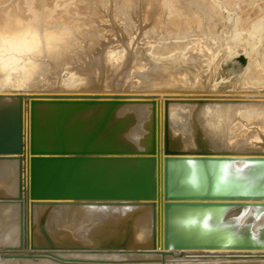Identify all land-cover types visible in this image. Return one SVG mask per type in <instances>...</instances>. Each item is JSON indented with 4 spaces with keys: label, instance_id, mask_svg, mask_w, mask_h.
<instances>
[{
    "label": "rangeland",
    "instance_id": "rangeland-1",
    "mask_svg": "<svg viewBox=\"0 0 264 264\" xmlns=\"http://www.w3.org/2000/svg\"><path fill=\"white\" fill-rule=\"evenodd\" d=\"M9 2L8 0H0V2H1V4L3 5V4H9V3H16L17 1L16 0H10V2L9 3H7V2ZM59 2V0H55V1H51L52 3V5H53V3H54V8H57L59 11H62V8H63V5L65 4V2H66V4H68L70 7H68L67 8V6L68 5H66L65 4V6H64V10L62 11V13H65V12H67L66 10L67 9H69V10H71V9H73L71 12L73 13V11L75 12V11H77V13H73V14H71L73 17H75V15H77V16H79V14L81 13L82 15V17H83V15H85V14H87L88 15V13H90L89 12V10H91V14H89L88 16L89 17H91V15H92V13H96L99 9H101V10H99L98 12H97V14H93V16L91 17V19H89L90 21L91 20H93V21H96V23L95 22H93V21H91V22H93V24L92 23H90V27H86L84 24H83V19L84 18H86L87 16L85 15L84 16V18H80V17H78V19H77V17H75V19H77V21L76 22H78L79 20L81 21V20H83V21H81L82 23H80V24H83L82 26L80 25V26H78L77 27V29H76V27H75V29H76V31H77V33H79V36H78V34H77V37L79 38V39H81V41H82V37L84 38V37H86L87 38V36L89 37V35L91 36V34H92V36L91 37H93L92 39H95L96 38V36H97V38L96 39H98L99 38V40H96V42L95 43H97V46H95V49H96V47H98V45L99 44H101V47L99 48H97L98 49V51L96 50V52H94L95 50H93L92 52L90 51V53L93 55L92 57H91V54L89 55V53L87 52V54L85 55V56H87L86 58L88 59L87 61H86V58H85V56H83V55H79V57H77L76 56V58H74V62L73 63H75L76 64V66H75V64H73V66H72V68H70L69 70H66V69H68V66L66 67V66H64V65H59V67H57V65H56V67L54 68L53 66L50 68V69H53V71H50V75L53 77V79H51L52 77H47V79L48 80H46L45 82L47 83V84H49L50 82L49 81H51V80H54V79H56V76L58 75H62V77H63V74H68L69 73V75H68V77H70V76H78V79H77V81L78 82H80V80H82L80 83V85H81V89L80 90H78L75 94H73V95H68V94H66L67 93V91L69 92V90L67 89V91H65L66 90V88H64L65 90H63L62 88H56V89H54V88H48L47 90L46 89H44L45 91L44 92H41V91H37L36 93H38V94H36L37 96H41V94L43 93V94H45V95H47V93H45V92H48V94L50 95V97L52 96L53 98H51V102H52V104H51V102H49L50 104H46V107L44 106V105H42L43 106V108H42V106H41V108H38V111H34L33 109H32V117H30V127H32V125H33V128H29V143H35V140H34V138H31V137H36V133L38 132V130H37V128H39V127H41V126H43L44 124H40L39 125V123H40V121H42V122H46L47 123V121H48V118L47 117H49V119H50V117L53 119V120H50V121H48V123L46 124L45 123V126L47 127V130H49V132H50V134H49V132H48V136L45 134V133H47L46 131L47 130H44L42 127H41V129H43L44 131H45V133L44 132H42V133H40L39 134V137H38V139L40 140V141H45V143H43V144H46V145H44L46 148H47V146L49 147V148H51V149H49V150H57V151H59L60 150V148H61V150H63V151H61L60 150V152H61V154L62 153H64V154H67V153H71V155H73V158L71 159V161L73 162V160H75V158H76V160L77 161H79V156H85L87 153V155H89V153H90V155H92L94 152V154H96L97 152H98V150H99V148H100V151L103 153V151H105V150H102L103 149V147L107 144V142L109 143V141L108 140H110L111 138H112V140H115L113 143L116 145V141H117V146H118V140H116V137H114V135L115 134H118L117 132L119 131V133H121L120 132V130L121 131H123L122 129L124 128V131L126 132V131H129V130H131V127L133 128L134 127V125H135V127H138V125L140 124V122H141V124L143 125H141V127L145 130L146 128V131H144L143 132V130H141L142 128L140 127V125H139V129H137V131H139V130H141V132L143 133V136H142V133L141 132H138L139 133V135H140V137H139V135H137L138 137H137V139H136V141L135 142H137V144L139 143V145H141L142 143L141 142H143L144 144V147H145V153L146 154H149L148 155V159L146 158V160H145V157H146V154H144L143 152H144V148H143V145H141V146H136L137 144H135V146L132 144V142L130 143V142H126V141H123L124 143H126V145H127V143L129 144L130 143V146L129 145H124V146H126L125 147V149H124V146H123V142H121V144H122V146L119 144V148L120 147H122V149H124L125 151H129V152H127V153H125V151H123L122 153L123 154H128L127 156H129L130 157V155L132 156V157H130V160L128 161L127 159H129V158H127L126 160L128 161V162H130V161H132L133 162V164H134V166L135 167H137V168H139V169H137V168H133V169H135V170H133L132 168H131V170H133V171H135V173H133L132 175H129L130 176V178L131 179H133L132 177L134 176H136V178L139 180V184L141 185V183H142V179H143V185H141V187L142 186H144L145 185V183L144 182H148L149 183V185H151L152 183H154L155 184V176L157 175V174H159L160 175V173L162 174V172L164 171V173H163V177L164 176H166V178L164 177L163 179V182H165V183H163V184H165L163 187V189L165 190L166 188H168V190L169 191H172L171 193H174V192H176V193H184V192H187L188 190H189V193L192 191V194L194 193V194H202V192H204L203 194H218V195H223V196H231V195H236V194H238V189H240V190H243V188H244V191H245V193H246V186H248L249 187V184H250V186H251V184H253L254 182H251L252 180L251 179H253V177L251 178V177H249V169L248 168H251V175L250 176H252V169L253 168H256L257 170H255V169H253V172L254 171H256V173L257 174H259L260 172H261V174L263 175H261V174H259V175H257L256 177H254V179L253 180H255L256 178H258V182H260V181H262V179L261 178H263V180H264V174L262 173V171H260L261 170V168H264V158H262V157H264L263 156V154L262 153H264V152H262V151H264L262 148H264V145H260V146H262V148L259 146V145H257V144H260V143H263L264 144V140L262 139V135L261 136H257L256 134V132L255 131H257V130H254L253 128H255L256 127V125H253L252 126V124H249L248 122V119H246L245 121H243V120H240V122H241V125L242 126H240V127H238L237 126V128L238 129H236L235 130V132H238V135H239V133H240V135H241V137L240 136H238L237 135V133L236 134H234L235 135V137L236 138H238L237 140H241V138L243 139L244 138V136L246 135V133H244V131L245 130H250L249 132H253V130H254V133H256V134H254V135H256L257 137H259V138H261V140H263V141H261L260 143L259 142H257V143H249V146L248 145H245V144H247L249 141H247V143H245L243 146L244 147H242L241 148V146H233V147H235L234 149H236L237 147L239 148H237L236 149V151H238V150H240L241 152H242V149L243 150H248L247 148H245V146L246 147H253L254 146V148L255 149H253L252 150V148H250L251 150H250V152H253L252 153V155H255V156H257V155H259V157H254V156H251V155H246V154H244L245 153V151L243 152V153H241V152H239V154H244L245 155V158L242 156V155H240V156H242V157H239V158H237V159H235V157L237 156V154H236V152H232V150L233 151H235L234 149H231L230 147L231 146H227L226 145V147H224L223 145H225L224 143H226V140H224V139H226L225 137H226V135H224L225 134V132H226V128H227V126L225 125L224 127L223 126H221L220 124L221 123H223L224 122V117H223V114H222V116H221V113L223 112V110H220V109H224V108H229L228 106L229 105H231L232 104V107L230 108V110L229 111H231L232 113H235L234 114V116L235 115H237L239 112H240V114H243V113H241L242 111H240L239 110V108L241 109V110H243V111H245L246 110V108H248L249 106H247L248 105V102H247V100L245 101V99L246 98H244V101L242 100V98H243V96L241 95V96H239L238 95V91H239V86H241V85H238L239 84V82L242 84V83H244L243 84V86H241L240 88H241V90H242V88L243 87H245L246 86V84L248 85V83L250 84V82L247 80L246 81V83L244 82L245 81V79H246V74H247V72L252 68V66H250V65H253V63L251 62V61H253L254 62V55H255V53H257V50H260L261 48H262V44H263V40H264V38L262 37V36H260L261 34H259V32H260V30H258V31H256V32H254L255 30H254V28H252L251 27V21L253 20V17H252V15H250L251 13H244V12H242L243 10H241V6H240V4H239V6H238V4H236L237 2L235 1V3H234V1L232 0V1H229V0H221V1H223V2H221V1H218V3L220 4L219 5V7L218 8H216V10L218 9V11L217 12H220V13H217V18H218V16L219 15H221L218 19H219V21L217 20V18H216V33H212V34H210V32H209V34H206L205 36L203 35V30H204V28H207L208 26H206L207 25V23L211 20V16H210V14H208L207 15V19L205 20V22L202 20V18H201V15H199L198 16V14H200L201 12L199 11V13H197L198 12V10H199V7H200V10H201V6H199L200 4H199V0H177V1H179V2H175V1H173V0H163L164 1V4H163V1L162 2H160V0L158 1V0H156V2L154 1V0H152V1H154L152 4H156V5H159V8H158V6H154V5H152L151 4V2H148V3H146V1L144 2V4H143V8H146V9H144L143 10V12H140L139 11V13H138V15L136 16V14L137 13H135V15L133 14H131L132 13V10H133V8H134V6L133 5H135V7H136V5H138V4H135L136 3V1H137V3H140L139 2V0H128V1H126V0H95L96 1V3L98 4V5H100L101 3H102V5H100L101 6V8H99V9H96L97 7H98V5L97 4H95V2H93L92 3V1L93 0H82V3H84V5L82 6V3L81 2H79V3H81L80 5L77 3L79 0H72V2L71 3H69V1H71V0H60V3H58ZM65 1V2H64ZM81 1V0H80ZM83 1H85V2H83ZM91 1V2H90ZM101 1V2H100ZM108 1V2H107ZM119 1V2H118ZM127 3H126V2ZM133 1H135V3L133 2ZM141 1V0H140ZM170 1V2H169ZM215 1V4L217 3L216 1L217 0H214ZM5 2V3H4ZM55 2H57V6H56V4H55ZM68 2V3H67ZM90 2V3H89ZM98 2H100V3H98ZM118 2V3H117ZM173 2V3H172ZM185 2V3H184ZM228 2H230L231 4H229ZM86 3V4H85ZM124 3H126L125 5H124ZM133 3V4H132ZM159 3H161V4H159ZM198 5V7H197V5ZM214 3V2H213ZM218 3H217V5H218ZM224 3L227 5V7H226V5H224ZM1 4H0V6H1ZM78 4V5H77ZM90 4V5H89ZM93 6H95L94 7V9H93V7H92V5ZM104 4V5H103ZM128 4V5H127ZM130 4V5H129ZM162 4L163 5H167L168 6V8L169 9H167V7H166V10L162 7ZM171 4V5H170ZM178 4V5H177ZM228 4H229V6H228ZM235 4H236V6H235ZM59 5H60V8H59ZM71 5H74V6H71ZM88 5H89V7L91 8V9H88L89 7H88ZM97 5V6H96ZM116 5V6H115ZM120 7H119V6ZM146 5V6H145ZM173 5L175 6V5H177L178 6V8L176 9V7H174L175 8V11H173L174 10V8H170V7H173ZM191 5V6H190ZM193 5H195V7L196 8H198V9H193V11H195V10H197V11H195L194 13H193V11H192V9L190 8V7H194ZM234 6V8H231L232 6ZM79 6H80V8H79ZM99 6V7H100ZM106 6V7H105ZM111 6V7H110ZM123 6V7H122ZM128 6V7H127ZM148 6H149V9H148V11H147V8H148ZM170 6V7H169ZM188 6V8L191 10V13L192 14H195V13H197V16L198 17H196L195 15V17L193 16V18L195 19V21H196V19H197V21L194 23L195 25H192L191 23H192V21H191V19H193V18H191L190 19V17H192L191 15V13L189 12V11H187V14L189 13V15H187L189 18H187L186 16H183V15H181L180 13H182L183 11L182 10H184L185 9V7H187ZM86 7H87V9H86ZM104 7V8H103ZM110 7V8H109ZM154 7L156 8V9H158L157 11H156V9L155 10H153L154 9ZM194 7V8H195ZM66 8V9H65ZM75 8V9H74ZM108 8V9H107ZM112 8V9H111ZM122 8H125L124 10L122 9ZM142 8V9H143ZM163 8V9H162ZM179 8H181V9H179ZM79 11H78V10ZM84 9H85V11H84ZM103 9V10H102ZM127 9L129 10V11H127ZM161 9H162V11H161ZM170 9H171V11H170ZM179 9V10H178ZM230 9V10H229ZM237 9H239V10H237ZM87 10V11H86ZM92 10H93V12H92ZM94 10H96V12L94 11ZM119 10V11H118ZM165 10V11H164ZM176 10H177V12H176ZM181 10V11H180ZM185 10H187V8L185 9ZM184 10V11H185ZM65 11V12H64ZM82 11V12H81ZM101 11H103V12H101ZM118 11V12H117ZM146 11H147V14H146ZM157 12V15H156V13H153L152 14V12ZM159 11V12H158ZM173 11V12H172ZM79 12V13H78ZM122 12V13H121ZM124 12V13H123ZM102 13V14H101ZM144 13V14H143ZM162 13V14H161ZM169 15H168V14ZM184 13V12H183ZM244 13V17L245 18H242V14ZM264 12H262L261 14H260V19L261 20H264V14H263ZM106 15V17H108V20L105 18V20L103 19V17H104V15ZM118 14V15H117ZM141 14H143V15H141ZM155 14V16H153ZM167 15V17L166 18H164V17H162V16H164V15ZM177 14H179V15H177ZM185 14H186V12H185ZM219 14V15H218ZM237 14V15H236ZM246 14H249L248 15V17H249V21H245L248 17H247V15ZM113 15V16H112ZM180 19V21L182 20V21H185V22H182L183 23V25L181 26H174V28H173V25H170L171 24V22H169L170 20L168 19V18H171V17H176V16ZM121 16V17H120ZM135 16V17H134ZM140 16V17H139ZM142 16V17H141ZM182 16V19L180 18ZM205 15H203L202 17H204ZM241 16V17H240ZM98 17V18H97ZM100 17V18H99ZM152 17V18H151ZM199 17H200V21H202L203 23H201L200 24V22H199V24H198V26H196L197 25V23H198V20H199ZM88 18V17H87ZM136 20H134V19ZM156 18V19H155ZM163 18V19H162ZM186 20H185V19ZM205 18H206V16H205ZM241 18H242V20H241ZM101 19V20H100ZM124 19V20H123ZM152 19H153V21H152ZM189 21H188V20ZM99 20V21H98ZM134 20V21H133ZM139 20V21H138ZM149 22H148V21ZM151 20V21H150ZM165 20H166V22H165ZM168 20V21H167ZM138 21V22H137ZM143 21V22H142ZM146 21V22H145ZM155 21V22H154ZM161 21H162V23H161ZM191 21V23H189ZM206 21H208L207 23H206ZM220 21H222V22H220ZM67 22V26H69L70 24H73L72 22H70V21H66ZM75 22V23H76ZM103 22V23H102ZM134 22V23H133ZM146 24H148V23H150V25H152L151 27H150V25L148 26V25H146ZM151 22H153V23H151ZM159 22V23H158ZM164 22V23H163ZM170 24H169V23ZM264 22V21H263ZM74 23V24H75ZM108 24L109 23V26H104L105 24ZM111 23V24H110ZM125 23V24H124ZM158 23V24H157ZM187 23V24H186ZM224 23V24H223ZM120 24V25H119ZM129 24H132V26L134 27V31L136 32V35L134 36V37H128L129 36V33H128V31H127V28H126V26L127 25H129ZM136 24V25H135ZM141 26H140V25ZM144 24L147 26V28H144V30H143V27H146V26H144ZM155 24H157V25H159L158 27H157V25H155ZM167 24H169V25H167ZM190 24H191V28H190ZM244 24V25H243ZM111 25V26H110ZM139 25V26H138ZM143 25V26H142ZM200 25V26H199ZM89 26V25H88ZM92 26H93V28H94V26H95V28L97 29V34H95L96 33V29H95V31H94V33H92L93 31H91V30H94L93 28H92ZM101 26H102V28H101ZM103 26H104V28H103ZM119 26V27H118ZM122 26H123V28H122ZM155 26H156V28H155ZM161 26H163V28H168V30H165V29H161ZM168 26V27H167ZM192 26H196V27H192ZM206 26V27H205ZM248 26V27H247ZM100 28V29H98V28ZM118 27V28H117ZM139 29H138V28ZM171 27V28H170ZM178 27H180L179 29H178ZM142 28V29H141ZM161 30V32H160V30ZM174 29V31H173V29ZM185 28V29H184ZM248 28V29H247ZM263 28V27H262ZM261 28V29H262ZM138 29V30H137ZM149 29V30H148ZM155 29H157V30H155ZM170 29V30H169ZM81 30V31H80ZM99 30V31H98ZM107 30H108V32L110 31H112L110 34L107 32ZM119 30V31H118ZM163 30V31H162ZM164 30H165V32H164ZM176 30V31H175ZM181 30V31H180ZM252 30H254L253 32H250V31ZM264 30V29H263ZM263 30H261V32L260 33H263ZM83 31V33H84V35L83 34H80L81 32ZM85 31V32H84ZM88 31V33H90V34H85L86 32ZM100 31H101V35H100ZM104 31H106L107 32V34H105V32ZM142 31H147V32H142ZM156 31V32H155ZM159 31V32H158ZM177 31H178V33H177ZM142 32V33H141ZM155 32V36L154 37H152V33H154ZM248 32V33H247ZM103 33V34H102ZM120 33V34H119ZM126 35H125V34ZM143 33H145L144 34V36H142L143 35ZM161 33V34H160ZM251 34V35H253V36H255V37H258V39H259V42H256L255 44H254V46H253V48H252V50H248L247 51V48L246 47H243L242 46V42H243V40H244V37H245V35L246 34ZM253 33V34H252ZM192 34H194V35H192ZM80 35H82V37L80 38ZM104 37H103V36ZM115 35H116V37H118V39H116V37H115ZM180 35H185V36H187V37H184V38H172V39H166L167 37H170V36H180ZM234 35H239V37L237 38V37H235ZM102 36V37H101ZM190 36V37H189ZM202 36V37H201ZM216 36H219V37H217V38H215ZM221 36V37H220ZM234 38H233V37ZM103 38L102 40H101V38ZM113 37H114V39H113ZM124 37V38H123ZM199 37V38H198ZM209 37V38H208ZM260 37V38H259ZM86 38H84V39H86ZM106 39V41H105V44L107 45H105L104 44V40ZM186 38V39H185ZM198 38V40H196V39ZM207 38V39H206ZM214 38H215V40H214ZM221 38L223 39V40H221ZM92 39H90V42L89 43H92V41H94V40H92ZM112 39V40H111ZM116 39V40H115ZM201 39V40H200ZM202 39H204V40H202ZM233 39V40H232ZM108 40V41H107ZM168 40H181V41H185V40H187V41H190V42H192V44L189 46V48L185 51V52H187V53H184V55H182L181 57H182V59L180 60V62L181 63H183V62H185V61H190V65L188 64V66H185L184 68L182 67L183 65H181V67H182V69H185V71L183 72V73H185L186 72V74L188 73V75H190V76H188V77H190L189 78V81L191 82H183V83H185V84H181L180 85V83L179 84H177L176 83V85L175 84H171L172 86H173V88L174 89H176V90H178V89H181L182 90V88H181V86L183 87L184 85L186 86L187 85V83H189L188 85H189V87L188 86H186V88L188 87V88H190V90H191V95H189L190 96V98H189V100H187V103L189 104V102L190 101H192V102H190V104H189V108L187 107V110H186V108L184 109V110H186V111H184V113H182V114H184L183 115V117L181 118V117H179V119L177 118L176 120L179 122V123H181V124H177V121L174 119V118H176V117H178V116H180V115H178V114H176V115H178V116H174V120L173 121H176L175 123L177 124H173L172 123V125L173 126H170L171 125V121L169 122V126H168V124H166V122H168V120L166 121V119H163L162 118V120L160 121V119L159 120H157L156 119V116H154L155 114H156V106H155V104H154V108H153V106H150L149 105V107H148V109H147V111H146V116H141V117H145V118H141L140 116H138V118L136 117L138 114L136 113L135 115H134V113L133 112H135V111H132L131 112V109H130V111L128 110V112H125V113H123V112H120V108H121V106L123 105V104H126L127 105V102H129V99H127V102L125 101V99L126 98H128L129 96L131 97L132 96V94L130 93V92H132L133 94L135 93V92H137L138 91V89L137 90H135L134 91V89H136V88H138L137 86H136V88H134L135 86L132 84V82H130V80L128 81V79H130L129 78V76H128V79L126 80L125 78H127L126 76H125V74H127L126 72L125 73H123L122 71H123V69H125V67L123 68V65L125 64V62H126V58H127V56H132V57H134L135 59H137L138 58V60H136V62L134 63L133 61H135V59L133 60L132 59V57L130 58V57H128V59L130 58L131 60H128L129 62L130 61H132L133 62V65L134 64H137V65H135V66H137V67H139V64H138V62L139 63H142L143 62V60L141 59V57L139 58L138 57V55L142 52V54H140V55H144L143 57H144V59L146 60V62H148V64H149V61H151V62H153V65H155L156 63L157 64H159V65H166V68H167V71L169 72L168 74H170V71H172V70H174V67H172L171 66V64L169 65V63L167 64V63H165V62H163V61H165L166 59H169L170 57H172V55H170V56H166V55H159V54H157V52H156V49H157V47L159 46V45H162L163 44V42H166V41H168ZM206 40V41H205ZM224 40H225V42H224ZM231 40V41H230ZM103 43H102V42ZM115 41H116V43H115ZM160 41V44L158 43ZM162 41V42H161ZM198 41V42H197ZM202 41V42H201ZM222 41V42H221ZM235 41V42H234ZM111 42V43H110ZM119 42V43H118ZM121 42V43H120ZM124 42V43H123ZM125 42H127V44H125ZM142 42V43H141ZM144 42V43H143ZM233 42V43H232ZM238 44H240V45H237V43ZM138 43V44H137ZM200 43H206V47L204 46V44L202 45V44H200ZM236 43V44H235ZM141 44V45H140ZM219 44V45H218ZM96 45V44H95ZM105 45V46H104ZM116 47H115V46ZM118 45V46H117ZM123 45V46H122ZM226 45V46H225ZM233 45V46H232ZM235 45V46H234ZM100 46V45H99ZM102 46H104V47H102ZM111 46V47H110ZM125 46V47H124ZM223 46V47H222ZM209 47V48H208ZM227 47V48H226ZM240 47L242 48H244V50H242V49H240ZM102 48V49H101ZM117 48V49H116ZM120 48H121V50H120ZM197 48V49H196ZM234 48V49H233ZM104 49V50H103ZM114 50V51H116L118 54H119V56H120V58H121V60H122V62H120V64H118V65H116V66H112L111 64H109L108 62H102V59H100V57H101V54L102 53H104V52H106V51H109V50ZM100 50H102L101 52H100ZM120 50V51H119ZM129 50V51H128ZM190 50V51H189ZM192 50V51H191ZM232 50V51H231ZM234 50V51H233ZM119 51V52H118ZM137 52H138V54H137ZM140 52V53H139ZM194 52V53H193ZM255 52V53H254ZM136 53V54H135ZM96 54H97V56H96ZM133 54V55H132ZM157 54V55H156ZM188 54H190V55H188ZM90 57H89V56ZM136 55H137V57H136ZM188 55V56H187ZM183 56H185V57H183ZM80 57H82V59L80 58ZM84 57V58H83ZM124 57H125V60H124ZM253 57V59H251ZM90 58V59H89ZM93 58H95L94 59V61H93ZM123 58V59H122ZM76 59L79 61L78 62V64H77V62H76ZM84 59H85V62H86V64H85V62H84ZM142 61H141V60ZM203 59V60H202ZM81 60V61H80ZM95 60H96V62H95ZM141 62H140V61ZM144 60V61H145ZM153 60V61H152ZM124 61V62H123ZM95 62V63H94ZM132 62H130V63H132ZM145 62V63H146ZM150 62V63H151ZM193 62V63H192ZM130 63H128V65L130 66ZM83 64V65H82ZM152 64V63H151ZM191 64H192V66H191ZM198 64H199V66H198ZM86 65V66H85ZM127 65V66H128ZM133 65H131V67L133 66ZM150 65V64H149ZM177 65H180V63H178ZM202 65V66H201ZM209 65V66H208ZM66 67V69L64 68V67ZM135 66H133L132 68H137V67H135ZM148 66V65H147ZM151 66V65H150ZM150 66H149V68H150ZM174 66H176V64H174ZM204 66V67H203ZM206 66V67H205ZM207 66L209 67V68H207ZM60 67L63 69H60ZM86 68V69H84V68ZM130 67V68H131ZM172 67V68H171ZM187 67V68H186ZM95 68V69H94ZM131 68V69H132ZM148 68V69H149ZM176 68V67H175ZM204 68V69H203ZM58 69H60V70H58ZM134 69H132V70H134ZM144 69H147V67L146 68H144ZM178 69V68H177ZM176 69V70H177ZM181 68H179V70H177L176 71V74L177 73H179L181 70H180ZM200 69V70H199ZM96 70V71H95ZM190 72H189V71ZM211 70V71H210ZM63 71V72H62ZM67 73H66V72ZM78 71H80V72H78ZM85 71V72H84ZM128 71V70H127ZM166 71V72H167ZM179 71V72H178ZM188 71V72H187ZM56 72V73H55ZM59 72V73H58ZM84 72V73H83ZM130 72H131V70H130ZM195 72V73H194ZM58 73V74H57ZM121 73H123V75L125 76V78H124V76L123 75H121ZM183 73L181 74V73H179V75H183ZM201 73V74H200ZM87 76H86V75ZM129 74V73H128ZM117 75V77H115ZM123 76V77H120V76ZM130 75V74H129ZM65 76V75H64ZM67 76V75H66ZM65 76V77H66ZM120 78H119V77ZM68 77H66V78H68ZM179 77H181V76H179ZM187 77V78H188ZM122 78H124V80H120V79H122ZM181 78H185L184 77V75H183V77H181ZM178 79H180V78H178ZM191 79V80H190ZM198 79V80H197ZM242 79V80H241ZM249 80H252V79H249ZM254 80V79H253ZM118 81V82H117ZM119 81H121V83H119ZM184 81V80H183ZM197 81V82H196ZM256 81H258V80H254V81H252V82H256ZM128 82H130V84L128 83ZM252 82H251V86L253 85L252 84ZM85 83V84H84ZM86 83H87V85H86ZM119 84V86L117 85V84ZM258 83L259 82H257V84L256 83H254V86H255V88H257V89H255L254 88V86H252V88H254L253 89V91H252V88L250 87V86H248V87H246V88H243V89H245V90H248V92L249 93H252V94H258V92L260 93L261 91H264V88H263V86H262V88H261V90L260 91H258V88H259V86H258ZM92 84H93V86H92ZM162 83H157V86H163V85H165L164 83L161 85ZM197 84H199L200 86H198ZM116 86V88H115V86ZM121 85V86H120ZM156 85V84H155ZM153 86V88L149 91V93L151 94V95H154L155 94V92H156V89L159 91V92H161V91H163V90H161V89H163V88H161V87H158V88H156L157 86ZM238 85V86H237ZM259 85H260V83H259ZM132 86H133V88H132ZM176 88H175V87ZM206 86V87H205ZM84 87V88H83ZM198 87V88H197ZM201 89H200V88ZM93 88V89H92ZM118 88V89H117ZM178 88V89H177ZM204 88V89H203ZM249 88V89H248ZM20 88H11L10 90H16V91H18ZM86 89V90H85ZM97 89H98V91L101 93V94H104V100L103 101H101V104L99 105V99L101 98V96H96L97 95V93H96V91H97ZM116 89V90H115ZM121 89V90H120ZM132 89H133V91H132ZM195 89V90H194ZM217 89H219V90H217ZM228 89V90H227ZM238 89V90H237ZM263 89V90H262ZM57 90V91H56ZM62 90V91H61ZM176 90H174V91H176ZM181 90H178V91H181ZM252 91V92H250V91ZM19 91H21V89L19 90ZM18 91V92H19ZM60 91V92H59ZM82 91V92H81ZM208 91H209V93H208ZM219 91V92H218ZM237 91V92H236ZM257 91V92H256ZM158 92V95L160 94ZM203 92V93H202ZM254 92V93H253ZM63 93V94H62ZM119 93H120V95H119ZM128 93H130V94H128ZM198 93H200V94H197ZM218 93H221V95L219 96L218 95ZM96 94V95H95ZM214 94H215V96L217 95L218 97H221V96H224L225 98V101L227 102V101H229V102H227V103H229V104H225V103H222V99H220L221 101H219V98H217V96L215 97L214 96ZM238 96H237V95ZM122 95V96H121ZM156 95V94H155ZM199 96V97H197V96ZM211 95H212V98H211ZM58 96H60V97H58ZM126 96H128V97H125ZM192 96V97H191ZM194 96V97H193ZM209 96H210V98L211 99H209ZM213 96L215 97V98H213ZM235 96V97H234ZM2 96H0V100H2V98H1ZM17 97V96H16ZM45 97V96H44ZM111 97H113V99H110ZM121 98V103H120V101L118 100V102L119 103H117V104H119V105H117L116 103H113L112 104V101L114 100V98H118V99H120ZM125 99H124V98ZM195 97H197V98H195ZM208 97V98H207ZM228 97V98H227ZM236 97L238 98V100L236 99ZM239 97H241L240 99H239ZM108 98V99H107ZM192 98V99H191ZM11 99H12V97H11ZM29 99V98H28ZM27 99V100H28ZM53 99V100H52ZM57 99L58 100V103L57 102H54L55 100ZM131 99V98H130ZM218 99V100H217ZM13 100V99H12ZM11 100V101H12ZM243 101V103L245 104V107L243 106L244 104L243 103H241V102H238V101ZM11 101H7L8 103H10ZM15 103H17V104H15L14 103V100L12 101V103H14L15 105H19V106H15V105H13V106H15V108L17 107H19L18 109H21V101H19V99H15ZM18 101H19V104H18ZM106 101H108V103H106ZM124 101H125V103H124ZM219 101V103H222V105L224 104V105H226V107L223 105V107H222V105L221 106H219V103H217ZM232 103H231V102ZM224 102V101H223ZM247 102V103H246ZM12 103H11V106H12ZM67 103V104H66ZM187 103H186V105H187ZM192 103V104H191ZM213 103V104H212ZM231 103V104H230ZM236 103V104H235ZM241 103V104H240ZM106 105V108H105V106H103V105ZM115 104V105H114ZM233 104L235 105V106H233ZM237 104H240V106L239 105H237ZM101 105L104 107V109H102L101 110ZM111 105H114V107H117V108H119V113L118 114H115V113H112V111H111V109L113 110V112H117V110H116V108H114L113 106H111ZM7 106H9L10 107V105L8 104ZM32 106H34V104H33V102H32V100L31 99H29L28 101H27V103H26V105L24 106V109L26 108H28V111H29V108H32ZM94 107V106H96L97 108L96 109H98V110H95V109H92V107ZM112 107L111 109H110V107ZM119 106V107H118ZM124 106V105H123ZM188 106V105H187ZM219 106V107H218ZM85 107H87V109H88V111H91V114H92V116H91V114L90 113H88L87 114V109H85ZM89 107V108H88ZM91 107V108H90ZM101 107V108H100ZM108 107H109V109H110V111H111V114H113L112 116H111V114L108 112L109 110H108ZM152 107V108H151ZM184 107H186V106H184ZM233 107H235V108H233ZM237 107V108H236ZM251 107V106H250ZM250 107H249V109H250ZM11 109L13 108V107H10ZM48 108V109H47ZM123 108V107H122ZM245 108V109H244ZM252 108V107H251ZM83 109V110H82ZM90 109H92V110H90ZM150 109H152V111L150 110ZM154 109V110H153ZM210 109H211V111H210ZM232 109H236L235 110V112L232 110ZM249 109H247L246 110V112L249 110ZM10 110V109H9ZM41 110V111H40ZM49 110V111H48ZM85 110V112L83 113V111ZM114 110H116V111H114ZM133 110V109H132ZM250 110H252V109H250ZM0 111H2V112H4L1 108H0ZM18 111V110H17ZM17 111H15L17 114H18V116H19V118H20V116H21V110H19L18 112ZM49 112V113H47V112ZM52 111V112H51ZM93 111H94V113H97L96 115V117L98 118L99 116V113H101L103 116L101 117V114H100V117L102 118V122H105V120L103 119V118H107L106 117V115H110V117H108L106 120L109 122H107L106 121V123L108 124H106V123H104V125H103V123L99 120V122H100V124L101 125H103V126H101L100 124H99V122L97 121L98 119L95 117V115L93 114ZM95 111H97V112H95ZM108 113H107V112ZM127 111V110H126ZM149 111V112H148ZM155 113H154V112ZM222 111V112H221ZM239 111V112H238ZM2 112H0V125H3L4 124V121H3V123H2V120H5V119H9V117H10V115H8L7 116V114L8 113H6V114H3ZM15 112H14V110H13V115L15 116V117H13V119L15 120V118H17V114L15 115ZM36 112V113H35ZM39 113V115L40 116H38V117H36L37 115H38V113ZM50 112H51V114H50ZM79 112V113H78ZM106 112V113H105ZM130 112V113H129ZM185 112H187V113H185ZM196 112V113H195ZM33 113H34V115H33ZM41 113V114H40ZM75 113H78V114H75ZM82 113V114H81ZM104 113H105V115H104ZM123 113V114H122ZM2 114V115H1ZM36 114V115H35ZM77 115L78 117H80V119L83 117V118H85V119H83L82 118V120H80V119H78V117L76 116V118H75V115ZM90 114V115H89ZM200 114L202 115V116H200ZM239 114V116H241ZM4 115V116H3ZM12 115V116H13ZM46 115H48V116H46ZM50 115V116H49ZM86 115L88 116V117H90L91 116V118L93 119V121L94 122H91V120H89V118L87 119L86 118ZM233 115V114H232ZM4 117L3 119H1V117ZM5 116H7V118H5ZM12 116L10 117L11 119H7L8 121H10V123H11V125L9 124V122L7 121L6 122V124L7 125H9L8 127L5 125V127L6 128H4V129H2L3 127H4V125L2 126V128H0L1 130V132H2V134H0V138L2 139V140H8V139H6V137L9 135L10 136V134H12L11 132H13V137L12 136H10L12 139L14 138H17L16 137V135H17V133H15L16 132V128H18L17 127V125H18V123H19V119H16L15 121H13V122H15L14 124L12 123ZM35 116V117H34ZM46 116V117H45ZM95 118H94V117ZM194 116V117H193ZM196 116L198 117V118H196ZM141 119H140V118ZM149 117V118H148ZM191 117H192V120H191ZM205 119H204V118ZM223 117V118H222ZM35 118V119H34ZM100 118V119H101ZM136 118V119H135ZM147 118V119H146ZM223 119V121H221L222 119ZM45 119V120H44ZM94 119H96V121L94 120ZM110 119V120H109ZM130 119H135L134 121H135V124H134V122H133V120L131 121ZM195 119H198L196 122H195ZM203 119V120H202ZM17 120H19V121H17ZM34 120V121H33ZM144 120V121H143ZM164 120V121H163ZM181 120H182V122H181ZM200 120V121H199ZM6 121V120H5ZM17 121V122H16ZM52 121H54L53 122V124L56 122V121H58L57 122V126H58V128L59 127H61V128H63V130L60 128V129H58L57 127H56V123L54 124L55 125V127H53V124H51L52 123ZM131 121V122H130ZM191 121H193V122H191ZM207 121V122H206ZM221 121V122H220ZM38 123V124H34V123ZM41 122V123H42ZM49 122H50V125H49ZM84 122V123H83ZM91 122V123H90ZM213 122V123H212ZM219 122V123H218ZM243 122H245V123H248V124H244ZM2 123V124H1ZM94 123H96L95 125H94ZM98 123V124H97ZM129 123V124H128ZM183 123V124H182ZM186 123V124H185ZM23 124L24 123H22V121H20V123H19V129L23 126ZM118 124V125H117ZM132 126H131V125ZM136 124H137V126H136ZM165 124V125H164ZM195 124V125H194ZM215 124H217V125H215ZM246 126H244V125ZM37 125H38V127H37ZM60 125V126H59ZM86 125V126H85ZM106 125V126H105ZM131 127H130V126ZM175 125V126H174ZM182 125V126H181ZM184 125H186V126H184ZM199 125V126H198ZM203 125V126H202ZM207 125V126H206ZM209 125V126H208ZM212 125V126H211ZM215 125V126H214ZM220 125V126H219ZM259 125V124H258ZM50 126V128L48 129V127ZM51 126H52V128H51ZM97 126H101V127H99L100 129H98L97 128ZM125 126L128 128H125ZM144 126H146V128L144 127ZM176 126H177V128H176ZM192 126V127H191ZM252 126V127H251ZM255 126V127H254ZM35 127V128H34ZM85 127V128H84ZM122 127V128H121ZM130 127V128H129ZM134 127V128H135ZM153 127V128H152ZM185 127V128H184ZM198 127H200V128H198ZM225 128V131L223 132L222 131V129L220 130V128ZM45 128V127H44ZM118 128H119V130H118ZM141 128V129H140ZM152 128V129H151ZM181 128V130H179ZM198 128V129H197ZM205 128V129H204ZM32 129V130H31ZM51 129H54V131H52ZM57 129H58V131H57ZM114 129H116L117 131H115ZM196 129V130H195ZM240 129H243V130H240ZM61 130L62 131H64L66 134L65 135H67L66 137H65V139H67V140H69L70 139V141H71V139L72 140H74L75 142H76V144H74L75 142H72V144H74V145H70V147L72 148V149H70V147H69V145H67V143L64 145L63 143H59V145L60 144H62V145H60V147H59V145L57 146V144H58V139H59V136L61 135ZM116 132H114V131ZM202 130V131H201ZM239 130V131H238ZM32 131H33V133H32ZM124 131H123V133H124ZM190 131V132H189ZM242 131H243V133H242ZM0 132V133H1ZM112 132H114L113 133V136H111V134H112ZM151 132V133H150ZM169 132V133H168ZM189 132V133H188ZM201 132V133H200ZM211 132V133H210ZM222 132V133H221ZM234 132V133H235ZM252 132L251 133H249V134H252ZM257 132H259V131H257ZM63 133V132H62ZM162 133H163V135H162ZM203 133H204V135H203ZM15 134V135H14ZM64 134V133H63ZM62 134V135H63ZM227 134V133H226ZM243 134V135H242ZM50 135V136H49ZM64 135V136H65ZM184 135V136H183ZM214 135V136H213ZM238 137H237V136ZM15 136V137H14ZM116 136V135H115ZM145 136H148V137H145ZM159 136H161L160 138H159ZM166 136V137H165ZM170 136V137H169ZM225 136V137H224ZM243 136V137H242ZM255 136V137H256ZM61 137V136H60ZM69 137V138H68ZM111 137V138H110ZM169 137V138H168ZM190 137H193V138H190ZM223 138V142H222V138ZM245 137H248V133H247V135L245 136ZM9 138V137H8ZM10 138V139H11ZM31 138V139H30ZM108 138V139H107ZM110 138V139H109ZM115 138V139H114ZM143 138V139H142ZM183 138V139H182ZM186 138H188V139H186ZM240 138V139H239ZM263 138H264V136H263ZM9 139V141L8 142H4V143H2L1 142V145H0V154H2V153H8L7 151L8 150H15L17 147L15 146V144H13V149H8V150H6V152H3V150L5 149V148H7L8 146L10 147V145L12 144H10L9 145V143L10 142H12L13 140L11 139L10 140ZM145 139H147V140H145ZM190 139V140H189ZM204 141H203V140ZM250 139V138H249ZM17 140V139H16ZM33 140H34V142H33ZM66 140V141H67ZM112 140H110V143L109 144H111V145H113L114 147H115V145L114 144H112ZM162 140V141H161ZM220 140H221V142L223 143V145H221L220 146ZM1 141V140H0ZM32 141V142H31ZM93 141V142H92ZM139 141V142H138ZM141 141V142H140ZM183 141H184V143H183ZM189 141H191V142H189ZM203 141V143L205 144H201V142ZM16 142V141H15ZM78 142V143H77ZM164 142V143H163ZM169 142V143H168ZM200 144H199V143ZM13 143H14V141H13ZM92 143H94V144H92ZM189 143H191V144H189ZM221 143V144H222ZM86 144V145H85ZM88 144H90L89 146H88ZM92 144V145H91ZM165 144V145H164ZM179 144V145H178ZM190 146H189V145ZM227 144V143H226ZM252 144V145H251ZM255 144L257 145V147H255ZM35 145V144H34ZM64 145V146H63ZM68 146V148H67V146ZM82 145V146H81ZM97 147H96V146ZM98 145H100L101 147H99ZM103 145V146H102ZM131 145H132V147L134 146V150L132 149V147H131ZM182 145H185L184 146V148H183V146ZM204 145V146H203ZM241 145H242V143H241ZM251 145V146H250ZM29 148L30 149H32L33 148V145L32 144H29ZM62 146V147H61ZM66 146V148H64ZM85 146V148H83ZM87 146H88V148H87ZM94 146L96 147V148H94ZM113 146L111 147V149L109 148L110 146L109 145H106V147H104V148H107V151L109 150V152L110 151H112V152H110V153H116V154H118V153H120V151L122 150L121 148V150L120 151H118V148H117V146H116V148H117V150L115 151L114 150V148H113ZM181 146H182V148H181ZM198 146V147H197ZM199 146H201L200 148H199ZM8 147V148H9ZM82 147V148H81ZM91 147H93L94 149H92V151H94V152H92L90 149H91ZM130 147V148H129ZM136 147L138 148V149H141V150H138V151H141L140 153H142V155H140L139 154V152L137 151V149H136ZM141 147V148H140ZM187 147H188V149H187ZM204 147L206 148V150L204 149ZM224 147V148H223ZM227 147H229V149H227ZM87 148V149H86ZM102 148V149H101ZM113 148V149H112ZM115 148V149H116ZM129 148V149H128ZM48 149V148H47ZM66 149V151H67V149H68V151L67 152H65L64 150ZM80 149H84V151H82L81 150V152H80ZM98 149V150H97ZM132 149V150H131ZM136 149V150H135ZM159 149V150H158ZM225 149L228 151H225ZM260 150V151H258V150ZM130 150L131 151H133V152H131V154H130ZM206 152H205V151ZM208 150V151H207ZM257 150V151H256ZM89 151H91V152H89ZM115 151V152H114ZM117 151H118V153H117ZM135 151V152H134ZM136 151H137V154H139L140 155V159H139V155H137L136 157H133V155L134 154H136ZM143 151V152H142ZM182 151V152H181ZM184 151H186V152H188L187 153V155L188 156H190V158H191V156H193L192 158H193V161L195 162V161H198L199 162V164H198V162H195L194 163V165L192 166V168L193 167H195L193 170H192V168H187V171H183L184 173H182V170L181 169H179L178 170V172H177V166L175 165V163L177 162V160H175L177 157H176V155H178V153H180V155L182 156V153H186V152H184ZM222 151H225V152H227V154L228 155H224L223 153V155L222 154H220ZM229 151H231V153L232 154H236V155H233V159H232V156H231V154H229ZM55 151H50V153H49V155H52L51 157H52V164L54 165H56V166H54V168L49 172L50 174H47L48 172H46L45 174L46 175H49L48 176V178H47V176H45V174L43 175V176H45L44 177V182L43 181H38L39 182V185L38 186H40V187H42L43 186V184H45L43 187H42V191H41V195L39 194L40 192L38 191V190H41V188L40 187H38L37 188V184H38V182H36V180H40V178H38L37 179V177H36V175L32 172V171H30V174H28V175H26V176H24V178H25V180H29L28 181V188L27 189H25L24 188V185H23V182L22 181H20V180H22V177H21V161H23V159L26 157V156H24V154H22V155H19L18 156V162H19V172H18V181H17V193H16V195L15 194H12V195H14V196H10V195H7V196H9V197H4L3 199H5V200H12V202L13 201H17L18 203H19V207H20V209H19V212H18V214L17 215H14L13 217H11V219L9 218L8 220H6L4 217L5 216H2V212L0 213V218L1 217H3L2 219H0V249L2 250V249H4L5 251L7 250V248L9 247V248H11V250H10V252L8 251V253H6L5 251H1L0 250V257L2 258V260H7L8 259V261H10V262H8V261H6V263L8 262V264H23L22 263V257H21V253L24 255V256H26L27 255V257L29 256V255H33V254H35V253H33L32 252V250H35V249H41V250H50L51 251V249L54 251V249L55 250H76V252H79L80 254H85L86 252H88V253H93V252H98V251H109V250H113V251H116L117 249L118 250H122V251H126L128 248H130V249H128V250H133L134 249V247H132L131 245H130V247L129 246H126V243H125V241H124V233H125V230H123V231H120V233L122 234H117L116 236H115V230H114V228H115V226L114 227H112V228H109V226H107L106 228H105V230H107L106 231V233H103L104 235L103 236H101L102 234H98V233H100V231L99 230H97V228H93V230H92V226H91V222L94 220L93 218L89 221L90 223H89V225H88V220L86 221V223H84V226H83V224L82 225H80V224H78L79 222H77L78 220H81V218H80V216H81V214H77V213H75V214H73V215H75V216H72V214H71V212H73V211H70L72 208L71 207H68V205L69 204H67V206L66 205H63L64 207H63V209H64V211H65V209H66V207L67 208H69V209H66V212H67V210H69L67 213H63L64 211H63V209L61 208V212H62V214L64 215H62L61 214V212H58V214L57 215H61L60 217L59 216H55L54 215V218L52 219V217H53V215L52 216H50L51 215V211L50 210H52V212L53 213H55L54 212V210H57V209H55L54 207H56V206H58V204H60V203H63L64 202V197H62L61 195H64L65 197H67L69 200L71 199V200H73L75 203H79L80 204V202H81V204L82 203H84V202H86V204H88L89 205V208L91 209V207H90V204L88 203V202H95V203H97V202H99V201H103V199L104 200H106V198L105 197H101L102 195L104 196V194L106 193V189L107 188H105V190H103V189H101L103 192H105V193H102V191L101 192H99V193H101V196L99 197V195H97V192H96V195L98 196H96V195H92L93 193V191L94 190H96V189H94V190H92V187L94 188H97L98 187V189H99V186H100V188H101V186H102V184L100 185H98L97 183H96V185L94 184V183H92V186H90V183H88V181L90 182V179H92L91 181H95V179L96 178H93V177H95V174L94 175H92L91 177H90V175L91 174H93V173H90V175H89V172H88V174H87V176H89V178L87 177V178H85V175L83 176L84 178H85V182H84V186H85V190H87V189H89V187H91L90 188V190L92 191H90V190H88L87 192L88 193H84V190H83V180L82 179H80L81 177L79 176V178L77 177L76 178V176H73V175H75L74 174V172L73 171H70V173H69V175H67V171H68V168H69V166L71 165V163H70V165H66V162L68 161V160H65L64 161V165H66V166H64L63 164H59V161H58V158H59V153H54ZM86 154H85V153ZM101 152H99V153H97V156H99V157H101V156H103V155H106L108 152H104L105 154H102ZM159 152H161V156H160V154H159ZM176 152V153H175ZM178 152V153H177ZM191 153V155H190V153ZM215 154V155H213V153ZM224 152V153H225ZM255 152V153H254ZM258 152V154L256 155V153ZM11 153V152H10ZM18 153L19 154H21L22 153V151L20 152V151H18ZM81 153V154H80ZM156 153H158L159 154V156L158 155H156ZM174 153H175V156H174ZM259 153H261V154H259ZM85 154V155H84ZM152 154V155H151ZM183 154V155H184ZM76 155V156H75ZM154 155V156H153ZM164 157H163V156ZM201 155H202V157H201ZM206 155V156H205ZM219 155V156H218ZM222 157H221V156ZM260 155H262V156H260ZM93 156H95V155H93ZM97 156H95L96 158H97ZM142 156V157H141ZM145 156V157H144ZM154 158H153V157ZM158 156V157H157ZM170 156V157H169ZM181 156H178V157H180L181 158ZM230 157V159H229V157ZM235 156V157H234ZM95 157H94V159H95ZM138 157V159L137 160H142V162H145L144 163V165L142 164V162H140V164L142 165V167H145V169L143 168L142 169V167H141V165H140V167H139V161L137 162L136 161V159L135 158H137ZM151 157V158H150ZM157 157V162L155 161L156 158ZM161 157V158H160ZM162 157L164 158V160L166 161H162L163 159H162ZM166 157V158H165ZM183 157V156H182ZM206 157V158H205ZM227 157V158H226ZM238 157V156H237ZM8 158H9V156L8 157H6V156H4V160H2V162H4L5 160H8ZM134 159V161L133 160H131V159ZM143 158H144V160H143ZM158 158L160 159V160H158ZM168 158V159H167ZM216 158H218V159H216ZM241 158V159H240ZM244 158V159H243ZM260 158H262V159H260ZM167 159V160H166ZM217 161H216V160ZM223 159V160H222ZM235 159V160H234ZM168 160H169V162L170 163H168ZM172 160V161H171ZM192 160V159H191ZM202 160V161H201ZM207 160H209V161H207ZM215 160V161H214ZM222 160V161H221ZM235 163V164H237L236 162L238 161V164L237 165H239V160L241 161L242 160V162H240V166H238V168H237V165L235 166V165H233L232 163V161ZM237 160V161H236ZM147 161V162H146ZM148 161H150V162H148ZM151 161H152V163H155V164H153V166H151ZM175 161V162H174ZM211 161V162H210ZM219 161V162H218ZM224 161V163H222ZM201 162L203 163V165L201 166ZM216 162H218V163H216ZM244 162H246L245 164H244ZM68 163V162H67ZM135 163H137V164H135ZM147 163V164H146ZM149 163H151V164H149ZM157 163V164H156ZM160 163H162V164H165V165H159ZM172 163H174V164H172ZM193 163V162H192ZM208 163V164H207ZM89 164V163H88ZM167 164V165H166ZM169 164V165H168ZM212 164V166H213V168H212V166H209V165H211ZM242 164L244 165V166H246V168L244 167V166H242ZM30 165H32V164H30ZM90 168H94L95 167V165L94 164H92V163H90ZM156 165V166H155ZM174 165V166H173ZM229 165H230V167H232L231 169L229 168V169H227L228 167H229ZM232 165V166H231ZM149 166H150V169H149ZM157 166H161L160 168L161 169H163V171L161 170H159L158 168L159 167H157ZM166 166V167H165ZM170 166V167H169ZM199 166V169L197 168V167ZM208 166L210 167V168H208ZM228 166V167H227ZM235 166V168H237V169H235V168H233ZM44 167V166H43ZM203 167H206V169H213V170H210V171H213V172H210L209 170H206V169H202ZM240 167V168H239ZM42 168V167H41ZM141 168V169H140ZM156 168V169H155ZM243 168V169H242ZM259 168H260V170H259ZM64 169V170H63ZM152 169V170H151ZM158 169V170H157ZM232 169H235V170H232ZM247 169V170H246ZM128 170V169H127ZM129 170H130V167H129ZM128 170V171H129ZM130 170V172H133V171H131ZM139 172H138V171ZM156 170H157V172H156ZM176 170V171H175ZM188 170H190L189 171V173H187L188 172ZM192 170V171H191ZM196 170H197V172H196ZM223 170H224V172H223ZM231 170V171H230ZM263 170V169H262ZM95 171H97V170H95ZM100 171L101 170H99L98 172L100 173ZM128 171H126V173L128 172ZM137 171V172H136ZM144 171H145V173H144ZM154 173H153V172ZM158 171H159V173H158ZM168 173H167V172ZM194 171V172H193ZM206 171H207V173H206ZM229 171V172H228ZM259 173H258V172ZM101 172H106L107 173V171L105 170V171H101ZM122 172V173H121ZM119 174H120V176L121 175H124L123 174V170L121 171ZM150 172V173H149ZM177 172V174H176V176H175V178L173 177L174 175H175V173ZM179 172H181V174H185L184 176H186V178H183L182 177V175L181 174H179ZM191 172H193V174L191 173ZM234 172V173H233ZM239 172V173H238ZM264 172V171H263ZM73 173V174H72ZM96 173V172H95ZM105 173V174H106ZM148 173H149V175H148ZM194 173L197 175H194ZM212 173V174H211ZM214 173V174H213ZM216 173V174H215ZM233 173V174H232ZM247 173V174H246ZM255 172L253 173V176H254V174H256ZM98 174V173H97ZM101 174V173H100ZM99 174V175H100ZM128 174H130V173H128ZM137 174V175H136ZM147 174V175H146ZM155 174V175H154ZM165 174V175H164ZM172 176H171V175ZM181 175V177H178L179 178V180H183V181H180V182H182V183H180V182H178V179H176V177H177V175ZM187 174V175H186ZM193 175V177H195V178H192V180H191V176L190 175ZM207 175V177H206V175ZM226 174V175H225ZM231 174H232V176H231ZM240 174H242V175H244V176H242V175H240ZM33 175H34V177H33ZM99 175H97L96 177L97 178H100V177H102L103 176V174H101V176L100 177H98ZM159 175H157V176H159ZM178 175V176H179ZM188 175H189V177H188ZM215 175V176H214ZM218 175V177L216 178V176ZM222 175V176H221ZM226 176V178H225V176ZM237 175V176H236ZM247 175H248V178H246L247 177ZM43 176H41V179L43 178ZM72 176H73V178H72ZM119 176V177H120ZM132 176V177H131ZM141 176V177H140ZM148 177V178H145V177ZM149 176H150V178H149ZM157 176H156V178H157ZM169 176H171L170 177V179H168L169 178ZM215 178H214V177ZM228 176V177H227ZM231 176V177H230ZM238 176H242V177H238ZM260 178H259V177ZM20 177V178H19ZM32 177H33V179H32ZM82 177V178H83ZM122 177V176H121ZM126 177H127V175L125 174V180H123V178L124 177H122L121 179H122V181H120V187L121 188H123L122 186V184H124V183H122L121 184V182H124V181H126L125 182V184H124V186L127 188L126 190H128V185L129 186H133V187H138L139 188V184L137 183V181H136V178H135V181L134 180H132V181H134V182H136V183H134V182H132L131 180H129L130 178L129 177H127V179H126ZM144 177V178H143ZM198 177V179H196ZM235 177H237V179L235 178ZM64 178L66 179V180H64ZM71 178L73 179L72 180V183H74V184H72L71 186V188H70V184L68 183V182H70V180H71ZM75 178H76V180H75ZM154 180H153V179ZM171 178H173V179H171ZM205 178H207V181H208V179H209V181H211V182H207L206 183V185H204L205 184V182H206V179ZM220 178V179H219ZM221 178H222V180H221ZM229 178V179H228ZM233 178H234V180H233ZM240 178V179H239ZM243 178V179H242ZM250 178V179H249ZM1 179V178H0ZM46 179V180H45ZM62 179L64 180V182L62 183ZM78 179V180H77ZM89 179V180H88ZM120 179V178H119ZM147 179H149V181H147ZM174 179L176 180V181H174ZM244 179H246V180H244ZM247 179H249V180H247ZM81 180V182L82 183H80V182H78V181H80ZM86 180H87V184H86ZM146 180V181H145ZM152 180H153V182H152ZM168 180V181H167ZM173 182H172V181ZM187 180H189V181H187ZM199 182H198V181ZM203 180H205V182L203 181ZM232 180V181H231ZM240 180V181H239ZM257 180V179H256ZM255 180V186L254 187H257L258 189L259 188H261V187H263L264 188V181L262 182V184L261 183H257L258 184V186H257V184H256V181ZM260 180V181H259ZM47 181V182H46ZM74 181V182H73ZM129 181H131L132 183H134L133 185H130L131 184V182H129ZM166 181H167V183H166ZM195 181V182H194ZM218 181V182H217ZM226 181V182H225ZM231 181V182H230ZM234 181V182H233ZM243 181V182H242ZM21 182V183H20ZM42 182H43V184H42ZM46 182V183H45ZM78 182V183H77ZM119 182V181H118ZM128 182V183H127ZM152 182V183H151ZM168 182H172L173 184H172V186H171V183H170V187L168 186L169 185V183ZM174 182H178V183H180L181 185H185V187L183 188V186H181L180 185V188H178L179 187V184L177 185L176 184V186H175V184H174ZM186 182V183H185ZM188 182V183H187ZM194 182V183H193ZM224 182V183H223ZM233 182V183H232ZM237 182H239V184H237ZM240 182H242L243 183V186L241 187V185H242V183H240ZM246 182H248V185H247V183ZM41 183V184H40ZM71 183V182H70ZM80 183V185H78ZM105 184L107 183V182H104ZM103 183V184H104ZM112 183H114V182H111V183H109V184H111V185H113ZM115 183H117V182H115ZM114 183V185L113 186H111V188H110V186L108 187V183H107V185H105V186H107L108 188H110V189H108V190H110V191H108L107 190V192L108 193H112V189H114V188H116L115 186H116V184ZM130 183V184H129ZM227 183V184H226ZM231 183V184H230ZM236 185H235V184ZM34 184H36V186L34 185ZM126 184H128L127 186H126ZM136 184H137V186H136ZM154 184H152L153 185V188H150V187H152V186H147V184H146V186H144V190H145V193L146 192H149V189L151 190V191H153L154 189H155V185ZM190 184V185H189ZM192 184V185H191ZM193 184H195L194 185V187H192L193 186ZM224 186H223V185ZM233 184V185H232ZM261 184V185H260ZM76 187H80V186H82V188H81V190L80 189H78V188H75V186ZM78 185V186H77ZM94 185V186H93ZM167 185V186H166ZM218 185H219V187H218ZM222 185V186H221ZM238 185V186H237ZM259 185H260V187H259ZM36 188H35V187ZM59 186V187H58ZM74 186V187H73ZM89 186V187H88ZM104 186V185H103ZM102 186V187H103ZM117 186H119V183L117 184ZM189 186V187H188ZM228 188H227V187ZM34 187V188H33ZM112 187H114V188H112ZM148 187H149V189H148ZM174 187H176V189H174ZM206 187H208V188H206ZM216 187V188H215ZM227 189H225V188ZM252 187H253V185H252ZM253 187V188H254ZM66 188V189H65ZM68 188H70L69 189V194H66V192L68 191ZM72 188H75V189H72ZM118 188V187H117ZM121 188H119V189H121ZM131 188V187H130ZM129 188V189H130ZM170 188V189H169ZM173 188V189H172ZM187 188V189H186ZM195 188L197 189V190H195ZM206 188V190H204ZM215 188V189H214ZM233 188V189H232ZM242 188V189H241ZM253 188H249V189H252V191L254 190ZM257 188H255L256 190H258ZM263 188H261V190L263 191L262 193H260L259 192V190L257 191L258 192V194L259 195H261V194H264V189ZM23 189H24V191H23ZM37 189V190H36ZM98 189H97V191H98ZM119 189H116V193L114 192L115 191V189H114V191H113V193L112 194H117V196H118V193H117V191H120ZM137 189V188H136ZM134 189V191L135 192H142V194L140 193V194H135V192H132L131 191V189L130 190H128L129 191V195H130V197L131 198H129L130 199V201L132 200V202H127V201H129L128 200V198L127 197H125L127 194H125V192L123 193V192H121V191H125L124 190V188H123V190L121 189V194H120V192H119V195H122L121 197L119 196V198L122 200V198L124 197V198H126V200L123 198V200H125L128 204H127V206L129 205V206H132V207H129V208H132L130 211V213L132 214L133 212L132 211H134L135 209H137L136 207L137 206H139V207H141V206H143V203H145V205L144 206H146L147 207V204H146V201L148 202V201H150L149 199L147 200V196H148V194L146 195L145 193V196L147 197H145L144 195H143V191L144 190H142V191H140L141 189ZM153 189V190H152ZM172 189V190H171ZM178 189H184L185 191L184 192H182V191H178ZM194 189V190H193ZM59 190V191H58ZM133 190V189H132ZM139 190V191H138ZM213 190H215V191H213ZM234 190V191H233ZM239 190V191H240ZM256 190H254L253 191V193L254 194H257V192H255ZM34 191V192H33ZM38 193H37V192ZM61 191V192H60ZM78 191H79V193H78ZM206 191V192H205ZM219 191V192H218ZM244 191H243V193L242 192H240L239 194L241 195V194H244ZM249 191V192H248ZM252 191L251 190H247V192H248V194L251 192V194H253L252 193ZM33 192V193H32ZM36 192V193H35ZM57 192H60V193H57ZM65 192V193H64ZM89 192H90V194L91 195H89ZM213 192V193H212ZM232 192H234V193H232ZM236 192V193H235ZM23 193V194H22ZM64 193V194H63ZM127 193V192H126ZM131 193H133V194H131ZM57 194H59V195H57ZM83 194H85L84 196H83ZM112 194H110L111 195V197L113 198V197H115L114 195H112ZM149 194H151L150 192H149ZM238 194V195H239ZM247 193L246 194H244V195H248ZM24 195V196H23ZM38 195V196H37ZM125 195V196H124ZM133 195H137L135 198L133 197ZM142 195H143V198H142ZM153 195V194H152ZM18 196V197H17ZM30 196V197H29ZM89 196V197H88ZM105 196H109V194L107 195V193H106V195ZM128 196V195H127ZM169 196V197H168ZM171 196V197H170ZM33 197V198H32ZM110 197V196H109ZM109 197L107 198V199H109ZM110 197V198H111ZM133 197V198H132ZM169 198L168 200H180V199H175V198H179V197H176V196H172V195H169V192L167 193V195H165L164 197H162L161 199L162 200H157L159 203H155L154 204V206L157 204H159V205H163V203L162 202H164V200H165V198ZM30 199V200H32V202H30V204H29V206H27V208L26 207H23L24 205H23V202H22V200L24 199L25 201H27V199ZM49 198V200H50V198H51V201L48 203V205L47 204H44L43 203V201H45V200H47ZM67 198H65V199H67ZM103 198V199H102ZM142 198V199H141ZM215 199H217V200H224V198H222V199H220L219 197H214ZM234 199L236 198V197H233ZM240 198V197H239ZM239 198H237V199H239ZM247 197H244L243 198V200L245 199V200H247L246 199ZM80 199V200H79ZM145 199V200H144ZM211 199H213V198H211ZM214 199V200H215ZM234 199H232V200H234ZM123 200H122V202H123ZM135 200V201H134ZM142 200V201H141ZM144 200V201H143ZM226 200H230V198H228V199H226ZM225 200V201H226ZM236 200V199H235ZM248 200H249V198H248ZM138 201V202H137ZM161 201V202H160ZM45 203H46V201H45ZM134 203V204H133ZM141 203V204H140ZM86 204L84 203V204H82V205H84V206H86ZM138 204H140V205H138ZM42 205V206H41ZM44 205H47V207L45 206L44 207ZM87 205V206H88ZM21 206L23 207V210L21 209ZM61 206V205H60ZM66 206V207H65ZM72 206V205H71ZM98 206V209L99 208H103L104 206H101V205H97ZM127 206H125L126 208L125 209H129ZM144 206L143 207H141V208H144ZM43 207V208H42ZM94 207V206H93ZM243 208H241V206H240V208L242 209V211H241V213H239L238 214V216L237 217H235L234 216V218H232V219H229V220H225V219H221L220 221L221 222H216V223H212V224H210V225H208V223L210 222L211 223V219H209V217L208 216H206L204 219H203V221H202V225L204 226V227H206V228H212V227H226V225H227V223H228V225H227V227L228 226H235V227H238V225L240 224V223H242L241 225H239V226H242L243 225V219L244 220H246V218H248L247 216L249 215V214H251L252 212V210H250V207H244V206H242ZM37 208V209H36ZM45 208H47L46 210H45ZM233 208H237V207H232V210L234 211L235 209H233ZM59 209V208H58ZM134 209V210H133ZM230 209V208H229ZM239 209V208H238ZM236 209L237 211H239V210H241V209ZM39 210V211H38ZM41 210L44 212V214H43V212L41 213ZM235 210V211H236ZM57 211H60V210H57ZM227 212H228V209L226 210ZM264 211V210H263ZM50 213V215L48 216V218H46V216H47V214H49ZM127 212L129 213V211L127 210ZM225 212V211H224ZM226 212V213H227ZM240 212V211H239ZM251 212V213H250ZM38 213H40L42 216H40V214H38ZM52 213V214H53ZM127 213V214H128ZM129 213V214H130ZM225 213V214H226ZM263 212H261V214H262ZM69 214V215H68ZM123 214H126V213H122V216L121 215H118V218H117V220H118V225L119 224H121V222L123 223L124 221L126 222V220H124L123 221V217L125 216V215H123ZM128 214V215H129ZM130 214V215H131ZM154 214V212L152 213V219L153 218H155V216L153 215ZM225 214H223V217H224V215ZM259 215L258 216V218L256 219V217L254 218V220L253 221H255V219H256V222L254 223V224H256L257 222H259L260 221V219L259 218H261V216L262 215ZM70 215H71V217L72 218H74V217H76L77 218V216H78V220H74V221H76V226H77V224L78 225H80L79 227H81V226H83V227H81V228H77L78 229V231H79V229L80 230H82L83 228L84 229H87V230H84V233H85V231H87L88 233H89V235H88V233L85 235V237H86V239L88 238L90 241H92V239L91 238H93L94 236L95 237H97V235H98V237L100 238V236H101V238H103V239H101L100 238V240L101 241H103L104 243L106 242V244H102V242H101V244L102 245H100L99 244V247H98V244H97V241H98V239L96 240L95 239V237H94V241L95 242H93L92 244H91V242H89V243H85V240L83 241L82 239H80V240H82V242H84V244H85V246H87V247H82V246H84V244L82 243V242H80V240H79V236H78V239L76 240V236H74L75 235V233H73V232H75L76 231V228H73V226L74 225H71V224H74L75 222H71V220H72V218L70 217ZM65 216H67V218H68V221H69V217H70V222L68 223V224H70V225H68L67 224V222L65 221V222H62V224H61V222H60V224L61 225H63V224H65L66 223V228H65V225H64V227L63 226H61V225H58V224H56L55 225V222H57V223H59V221H56V219H55V217L57 218V219H60L61 217H63V219L65 218ZM121 216V217H120ZM39 217V219H40V221H41V223L39 222V219H38V221L36 220L37 218ZM50 217V218H49ZM32 218V220L34 221V223L33 224H31V225H29V226H27L26 224H25V222L28 220V219H31ZM76 218H74V219H76ZM120 218H122V219H120ZM125 218V217H124ZM162 218H163V215H162ZM161 218V220H162V226L161 225H159V229H158V231L156 232L157 234H158V238H157V240L159 239V240H162V243L158 240L157 242H158V244L156 245L155 243H154V235H155V233H154V229H152V242H151V248L149 247V249H148V246L147 247H145V246H143V247H139L137 250H143L142 252H140L139 253V255H140V257H135L134 259H126V261H124L123 263H125V264H143L144 262H146V263H148L149 261V263L150 264H156L157 262H156V260L158 259V260H161V258L163 257H160L157 253H159V251H161V250H164L165 248L163 247V238H162V234H163V232H162V230H163V219ZM47 219V220H46ZM55 219V220H54ZM63 219H60V221H62ZM189 219V218H188ZM188 219H185V220H183L184 221V223H187V221H188V223H189V220ZM48 220H52V221H48ZM98 220V219H97ZM136 220V219H135ZM133 221V223L135 222H137V220L136 221ZM209 222H208V221ZM224 220V221H223ZM37 221V222H36ZM48 221V222H47ZM64 221V220H63ZM95 221V220H94ZM240 221H242V222H240ZM45 222V223H44ZM54 224L53 226H51L52 225V223ZM81 222V221H80ZM97 223H98V221H96ZM161 222V221H160ZM190 222H191V220H190ZM207 224H206V223ZM240 222V223H239ZM50 223V224H49ZM153 223H154V220H153ZM204 223L206 224V225H204ZM236 223H238V225L236 224ZM4 224V225H3ZM125 223H123V224H121V225H119V226H125L124 225ZM216 224V225H215ZM230 224V225H229ZM58 225V226H57ZM87 225V226H86ZM92 225H93V223H92ZM237 225V226H236ZM256 225H258V223L256 224ZM46 226H47V228H46ZM55 226H56V228H58V231H61L62 230V228H63V231L65 230V232H59L58 234L60 235H62V236H60L59 237V235H56L57 233V231L55 232L54 230H56V228H55ZM61 226V227H60ZM67 226H68V228H67ZM72 226V227H71ZM89 226V227H88ZM91 226V227H90ZM94 226H95V224H94ZM154 226V225H153ZM253 226H255V225H253ZM252 226V227H253ZM71 227V228H70ZM75 227V226H74ZM85 227H87V228H85ZM110 227H111V225H110ZM160 227H161V229H160ZM235 227H233L234 229H235ZM52 228V229H51ZM53 228H55V229H53ZM69 228H70V232L69 233H66V231L67 230H69ZM89 228H91V230H89V231H93V232H89L88 231V229ZM45 229V230H44ZM59 229H61V230H59ZM233 229V230H234ZM237 229V228H236ZM235 229V230H236ZM73 230H75V231H73ZM98 231V233H97V231ZM113 230V231H112ZM46 231V232H45ZM54 231V232H53ZM73 231V232H72ZM96 231V232H95ZM112 232V233H111ZM64 233H65V235H64ZM71 233H73L72 235H71ZM79 233V232H78ZM84 233H83V231H80V233H79V235L80 234H83L82 235V237H81V235H80V238H83V236H84ZM90 233H94L92 236H91V234ZM97 233V234H96ZM50 234V235H49ZM69 234V235H68ZM96 234V235H95ZM54 235V236H53ZM66 235H68V238H70L69 240H71L72 242L73 241H75V242H77V243H79V245L81 244V247H78L76 244L77 243H75V245H72V244H70V243H68L67 241H68V238H67V236ZM72 237H71V236ZM100 235V236H99ZM106 235V236H105ZM121 237H120V236ZM15 236V237H14ZM43 236V237H42ZM56 236V237H55ZM70 236V237H69ZM75 238H74V237ZM87 236H91V237H87ZM113 238H112V237ZM117 236H119L118 238H120L122 241H123V243L120 245V243H121V240H119L118 238H117ZM13 237V238H12ZM116 237V238H115ZM2 238V239H1ZM51 238V239H50ZM61 238V239H60ZM74 238V239H73ZM105 238H106V240H105ZM108 238H109V241H108ZM255 238V237H254ZM256 238H257V236H256ZM255 238V239H256ZM4 239V240H3ZM41 239V240H40ZM111 239H115L114 241H112ZM79 240V241H78ZM110 240H111V242H110ZM10 241V242H9ZM51 241H52V243H51ZM70 241V242H71ZM41 242H42V245H41ZM66 242H67V244H66ZM71 242V243H72ZM86 242H88V240L86 241ZM112 242H117V243H119V245H116V244H114L113 243V245H112ZM160 242V243H159ZM95 243H96V245H95ZM99 243V242H98ZM46 244V245H45ZM53 244V245H52ZM88 244H90L91 246L93 245L94 247L95 246H97L98 248H94L93 246V248L91 247V246H89ZM155 244V245H154ZM161 244V245H160ZM50 245V246H49ZM61 245H63V246H61ZM106 245V246H105ZM108 245H110V247L108 246ZM137 245V244H136ZM155 247H154V246ZM40 246V247H39ZM47 246V247H46ZM52 246H54V247H52ZM72 246H74V247H72ZM102 246V247H101ZM112 246H116V247H118L117 249H114L115 247H112ZM120 246H121V248H120ZM123 246V247H122ZM134 246H135V244H134ZM49 247V248H48ZM62 247V248H61ZM89 247V248H88ZM108 247V248H107ZM6 248V249H5ZM79 248V249H78ZM90 248H92V249H90ZM103 248V249H102ZM110 248V249H109ZM112 248V249H111ZM125 248H126V250H125ZM131 248H133V249H131ZM222 248V247H221ZM221 248H217V250H219V249H221ZM80 249H82V250H80ZM151 249V250H150ZM170 249H172V251H173V249L174 248H168V249H165L164 250V252L165 251H167V250H170ZM194 249L195 248H187V249H180L181 250V254L182 253H184V254H182V255H185L186 257H184L183 256V258L184 259H186L187 258V255H188V257H189V254H191V252L192 251H194ZM214 249H216V248H213L212 250L211 249H208V248H206V250L205 251H203V252H201L200 254H204V253H207L209 250H211V251H213ZM235 249L236 248H231V250L230 249H228V251L230 250L231 251V253H229V252H227V250H226V252H227V254L228 255H230V254H234V256H232V255H230V256H227V255H225L226 254V252L224 253L223 252V254L221 255V257L222 258H220L219 259V261H217V260H215V264H220L221 262H227V260H225V257L227 256V257H229V258H226V259H228V264H244V263H246V261H247V259L248 258H250V259H248V261L249 260H254V256L253 255H255V253H252V252H259L260 251V253H263L264 251H263V249H259V251H258V249H252V250H248V249H246V250H248L247 252H244L243 253V251H245L243 248H239V250H236L240 255H242L243 254V256L242 257H244L245 258V262H243L244 260H241V257L240 256H238V254H236L237 252L235 251ZM238 249V248H237ZM13 250V251H12ZM15 250L17 251V252H15ZM136 250V251H137ZM91 251V252H90ZM134 251L135 250H133L132 252L134 253ZM262 251V252H261ZM1 252H3V254L1 253ZM210 252V251H209ZM249 252H251V253H249ZM5 253H6V255H5ZM130 253H131V251H130ZM162 253H163V251H162ZM167 253H169L170 254V252H168L167 251ZM154 254V255H153ZM165 254H166V252H165ZM169 254H166V255H168L167 256V259H166V255H164L165 256V264H166V262L167 263H169V260H168V258L170 257V255ZM172 254V253H171ZM181 254H179V255H181ZM195 254H196V252H195ZM247 254H249V256L247 255ZM156 255V256H155ZM158 255V256H157ZM181 255V256H182ZM224 255V256H223ZM246 255L248 256V257H246ZM13 256V257H12ZM195 257L194 258H197V256L196 255H194ZM240 257V258H238V257ZM4 257H7L6 259H4ZM11 257V258H10ZM31 257V256H30ZM160 257V258H159ZM175 257V256H174ZM224 257V258H223ZM183 258H180V260H181V262H179L178 260L179 259H177L176 260V264H195V263H188V262H185V261H187V259L186 260H183ZM239 260H238V259ZM243 258V259H244ZM10 259V260H9ZM170 259V258H169ZM171 259H173V257L171 256ZM171 259H170V261H171ZM1 260V259H0ZM12 260V261H11ZM157 260V261H158ZM184 262H183V261ZM221 260V261H220ZM4 261V262H5ZM21 261V262H20ZM53 261H54V258H52V259H50V264H54L53 263ZM68 261H71V260H68ZM130 261V262H129ZM162 261V260H161ZM179 263H178V262ZM237 261H240L239 263L237 262ZM235 262V263H234ZM242 262V263H241ZM1 264H5V263H3L2 261L0 262ZM213 263V264H214ZM224 264H227V263H224ZM246 264H249V262H247ZM250 264H251V262H250Z\"/></svg>",
    "mask_w": 264,
    "mask_h": 264
},
{
    "label": "bare ground",
    "instance_id": "bare-ground-1",
    "mask_svg": "<svg viewBox=\"0 0 264 264\" xmlns=\"http://www.w3.org/2000/svg\"><path fill=\"white\" fill-rule=\"evenodd\" d=\"M9 2H10V0H8ZM17 2L16 3H9V2H7V3H9V4H1V2H0V4H1V6H0V96H2L1 98H2V100H0V108L4 111V112H2V111H0V112H2L3 114H6V113H9V114H7V116L8 115H10V117L13 115L12 114V112H13V110H14V112L15 111H19V110H21L22 112V114H21V116H20V118H19V116H18V114L15 112V115L17 114V118H15V120L16 119H19L20 121H22V123H24L23 124V126L19 129V131L21 132V136L19 137V142H20V152L22 151V153L21 154H19L16 150L14 151H9L8 149H13V144H15L16 142V139L17 138H11L10 136H12L13 137V132H11L12 134H10V136L8 135L7 137H6V139H8V140H2L1 138H0V145H1V142L2 143H4V142H8L9 141V139L11 138L13 141H14V143H13V141L12 142H10L9 143V145H10V147L8 148H5L4 150H3V152H6V150H8L7 152L8 153H2V154H0V213L2 212V216H5L4 218L6 219V220H8L9 218L11 219V217H13L14 215H17L18 214V212H19V209H20V205H19V203L17 202V201H13L12 202V200H5V199H3L4 197H9V196H7V195H12V194H15L16 195V193H17V181H18V172H19V162H18V156L19 155H22V154H24V156H26L24 159H23V161H21V177H22V180H20V181H22L23 182V185H24V188L25 189H27L28 188V181L29 180H25V178H24V176H26V175H28V174H30V171H34L33 173L36 175V177H37V179L38 178H40V180L38 179V180H36V182H38V181H43L44 182V177L45 176H47V178H48V176L49 175H46L45 173L46 172H48L47 174H50L49 172L54 168V166H56L55 164L53 165L52 164V155H49V153H50V151H49V149H51V148H49L48 146H47V148H48V150H45V146L44 145H46V144H43V143H45V141H40L39 139H38V137H39V134L40 133H42V132H44L45 133V131L44 130H47V125L45 126V123L44 122H42V121H40V123H39V125L40 124H44L43 126H41L43 129H41V127H39V128H37V130H38V132L36 133L37 135H36V137H31V138H34V140L36 141L35 143H36V145H34V150L33 149H30L29 147V144H32L33 145V143H29V128H33V125H32V127H30L31 125V123H30V117H32V109L34 110V111H38V108H41V106L42 105H44L45 107H46V104L48 103V104H50L49 102H51V98H53L52 96L50 97V93L48 94V92H45V93H47V95H45V94H41V96H37L36 94H38V93H36L37 91H41V92H44L45 90L44 89H48V88H54V89H56V88H62L63 90H65L64 88H66V90L65 91H67V89L69 90V92L67 91V93L66 94H68V95H73V94H75L78 90H80L82 87H81V81L82 80H80V82H78L77 81V79H78V76H70V77H68V75H69V73L68 74H63V77H62V75L60 76H56V79H54V80H51V81H49L50 83L49 84H47L45 81L46 80H48L47 79V77H52L51 75H50V71H53V69H50L52 66L55 68L56 67V65H57V67H59V65H64V66H68V69H66V67H64L66 70H69L70 68H72V66H73V64H75V63H73L74 62V58H76V56L77 57H79V55H83V56H85L86 54H87V52L89 53V55L91 54L90 53V51L92 52L93 50H95L94 52H96V50L98 51V47L100 48L101 47V44H99L98 45V47H96V49H95V46H97V43H95L96 42V40H99V38L98 39H96L97 38V36H96V38L95 39H92L93 37H91L92 36V34H91V36L89 35V37L87 36V38L86 37H84V38H86V39H84L83 37H82V35H80V38L82 37V41H81V39H79L78 37H77V34H78V36H79V33H77V31H76V29H77V27L78 26H82L83 24L86 26V27H90L91 25H90V23H92L93 24V22H95L96 23V21H93V20H91V21H93V22H91L89 19H91V17L93 16V14H97V12L99 11V10H101V9H99V8H101V6L100 5H102V3L100 4V5H98L97 3H96V1L95 0H93L92 1V3L93 2H95V4H97L98 5V7L96 8V9H99L97 12H96V10H94L96 13H92V15H91V17H89L88 15L89 14H91V10H89V12L90 13H88V15L87 14H85L87 17L86 18H84V16L85 15H83V17L81 16L82 14L80 13L79 14V16H77V15H75V17H77V19H78V17H82V18H84L83 20H81V21H83V24H80V23H82L80 20L78 21V22H76L77 21V19H75V17H73L71 14H73V13H77V11H73V13L71 12L73 9H71V10H69V9H67L66 11L67 12H65V13H62V11L64 10L63 8H64V6H65V4H66V2H65V4L63 5V8H62V11H59L57 8H54V3H53V5L51 4L53 1H55V0H16ZM52 1V2H51ZM77 1V0H76ZM103 1V0H102ZM126 1H128V0H126ZM125 1V2H126ZM132 1V0H131ZM146 1V3H148V2H151V4L155 1L156 2V0H154V1H152V0H145ZM144 0H139V2L140 3H137V1H136V3H135V1H133L135 4H138V5H136V7H135V5H133L134 6V8H133V10H132V15L134 14L135 15V13H137L136 14V16L138 15V13H139V11L140 12H143V10L144 9H146V8H143V4H144V2H145ZM159 1V0H158ZM157 1V2H158ZM163 1V0H162ZM161 0H160V2H162ZM173 1H175V0H173ZM218 1H221V0H217L216 2L218 3ZM224 1V0H223ZM223 1H221V2H223ZM227 1V0H226ZM229 1H232V0H229ZM234 1V0H233ZM237 3L236 4H238V6H239V4H240V6H241V10H243L242 12H244V13H251L250 15H252V17H253V20L251 21V27L252 28H254V32H256V31H258V30H260V32H261V30H263L264 29V20H261L260 19V14L262 13V12H264V0H235ZM235 1H234V3H235ZM58 2V1H57ZM57 2H55V4H56V6H57ZM72 2V0L71 1H69V3H71ZM79 2H81L82 3V0L80 1H78L77 3L80 5L81 3H79ZM83 2H85V1H83ZM91 2V1H90ZM89 2V3H90ZM101 2V1H100ZM100 2H98V3H100ZM108 2V1H107ZM119 2V1H118ZM117 2V3H118ZM129 2V1H128ZM154 2V3H155ZM156 2V3H157ZM170 2V1H169ZM175 2H179V1H175ZM214 2V3H213ZM5 3V2H4ZM58 3H60V0H59V2ZM68 3V2H67ZM127 3V2H126ZM126 3H124V5L126 4ZM173 3V2H172ZM185 3V2H184ZM217 3L215 4V1L214 0H199V6H201V10H200V7H199V10H198V12L197 13H199V11L201 12L200 14H198V16L199 15H201V18H202V20L205 22V20L207 19V15L208 14H210V16H211V20L208 22V21H206V23H207V25L206 26H208L207 28H204V32H203V35L205 36L206 34H209V32H210V34H212V33H216V18H217V13H220V12H217L218 11V9L216 10V8H218L219 7V3H218V5H217ZM229 4H231L230 2H228ZM77 4V5H78ZM86 4V3H85ZM133 4V3H132ZM159 4H161V3H159ZM163 4H164V1H163ZM162 4V7L166 10V7H167V9H169L168 8V6L167 5H163ZM196 4V3H195ZM229 4H228V6H229ZM236 4H235V6H236ZM66 5H68V4H66ZM84 5V3H82V6ZM90 5V4H89ZM89 5H88V7H89ZM92 5V4H91ZM96 5V6H97ZM104 5V4H103ZM128 5V4H127ZM130 5V4H129ZM152 5H156V4H152ZM171 5V4H170ZM178 5V4H177ZM177 5H173V7H170V8H174V7H176V9L178 8V6ZM197 5V4H196ZM224 5H226L225 3H224ZM71 6H74V5H71ZM100 6V7H99ZM116 6V5H115ZM119 6V5H118ZM146 6V5H145ZM156 6H158V8H159V5H156ZM191 6V5H190ZM194 7H195V5H193ZM232 6V5H231ZM68 7H70L69 5L67 6V8ZM91 7V6H90ZM88 8V9H91V8ZM92 7H93V9H94V7L95 6H93L92 5ZM106 7V6H105ZM111 7V6H110ZM109 7V8H110ZM120 7V6H119ZM123 7V6H122ZM128 7V6H127ZM194 7H190L191 9L193 8V9H198V8H194ZM197 7H198V5H197ZM226 7H227V5H226ZM59 8H60V5H59ZM79 8H80V6H79ZM104 8V7H103ZM143 8V9H142ZM157 8V7H156ZM155 7H154V9L153 10H155L156 9ZM162 8V9H163ZM187 8V10H185ZM228 8V7H227ZM231 8H234V6H232ZM61 9V8H60ZM66 9V8H65ZM75 9V8H74ZM86 9H87V7H86ZM108 9V8H107ZM112 9V8H111ZM123 10L125 9V8H122ZM148 9H149V6H148V8H147V11H148ZM160 9V8H159ZM162 9H161V11H162ZM179 9H181V8H179ZM178 9V10H179ZM185 11L184 10H182L183 12L182 13H180L181 15H183V16H186L187 18H189L187 15H189V13L187 14V11H189L190 9L188 8V6L187 7H185ZM189 9V10H188ZM193 9H192V11H193ZM78 10V9H77ZM103 10V9H102ZM158 9H156V11H157ZM164 10V11H165ZM230 10V9H229ZM237 10H239V9H237ZM79 11V10H78ZM84 11H85V9H84ZM87 11V10H86ZM119 11V10H118ZM117 11V12H118ZM127 11H129L128 9H127ZM147 11H146V14H147ZM170 11H171V9H170ZM173 11H175V8H174V10ZM172 11V12H173ZM181 11V10H180ZM195 11H197V10H195ZM195 11H193V13L195 12ZM82 12V11H81ZM92 12H93V10H92ZM100 12V11H99ZM101 12H103V11H101ZM159 12V11H158ZM163 12V11H162ZM176 12H177V10H176ZM185 12H186V14H185ZM190 13H191V10L189 11ZM217 12V13H216ZM71 13V14H70ZM79 13V12H78ZM122 13V12H121ZM124 13V12H123ZM153 13H156V15H157V12H152V14ZM178 13V12H177ZM197 13H195V14H192L191 16L192 17H190V19L191 18H193V16L195 15L196 17H198L197 16ZM244 13L242 14V18H245L244 17ZM102 14V13H101ZM144 14V13H143ZM143 14H141V15H143ZM162 14V13H161ZM168 14V13H167ZM264 14V13H263ZM98 15V14H97ZM104 15V14H103ZM118 15V14H117ZM169 15V14H168ZM177 15H179V14H177ZM203 15H205L206 16V18H205V16L204 17H202ZM219 15V14H218ZM237 15V14H236ZM247 15V17H248V15L249 14H246ZM262 15V14H261ZM113 16V15H112ZM144 16V15H143ZM153 16H155V14L153 15ZM176 16V15H175ZM180 16V15H179ZM194 16V17H195ZM221 15H219L218 16V18L220 17ZM260 16V17H259ZM121 17V16H120ZM135 17V16H134ZM140 17V16H139ZM142 17V16H141ZM162 17H164V18H166L167 17V15L165 14L164 16H162ZM195 17V18H196ZM241 17V16H240ZM81 18V19H82ZM98 18V17H97ZM100 18V17H99ZM105 18L108 20V17H106V15H104V17H103V19L105 20ZM152 18V17H151ZM181 19H182V16L180 17ZM217 18V20L219 21V19ZM242 18H241V20H242ZM134 19V18H133ZM156 19V18H155ZM163 19V18H162ZM170 21L169 22H171V24L170 25H173V28H174V26H182L183 25V23L182 22H185V21H180V19L176 16V17H171V18H168ZM185 19V18H184ZM198 19V18H197ZM197 19H196V21H197ZM76 20V21H75ZM101 20V19H100ZM124 20V19H123ZM135 20V19H134ZM133 20V21H134ZM137 20V19H136ZM135 20V21H136ZM186 20V19H185ZM188 20V19H187ZM66 21H70V22H72L73 24H70L69 26H67V22ZM99 21V20H98ZM139 21V20H138ZM137 21V22H138ZM148 21V20H147ZM151 21V20H150ZM152 21H153V19H152ZM168 21V20H167ZM189 21V20H188ZM191 21H192V23H191ZM191 21L189 22V23H191L192 25H195L196 23V21H195V19L193 18V19H191ZM195 21V22H194ZM245 21H249V17L245 20ZM76 22V23H75ZM143 22V21H142ZM146 22V21H145ZM144 22V23H145ZM149 22V21H148ZM155 22V21H154ZM165 22H166V20H165ZM199 22H200V24L201 23H203L202 21H200V17H199V20H198V23H197V25L196 26H198V24H199ZM220 22H222V21H220ZM75 23V24H74ZM103 23V22H102ZM134 23V22H133ZM151 23H153V22H151ZM159 23V22H158ZM157 23V24H158ZM161 23H162V21H161ZM164 23V22H163ZM195 23V24H194ZM111 24V23H110ZM125 24V23H124ZM146 24V23H145ZM144 24V26H146V25H150V23H148V24H146L145 25ZM157 24H155V25H157ZM169 24H167V25H169ZM187 24V23H186ZM191 24H190V28H191ZM224 24V23H223ZM89 25V26H88ZM120 25V24H119ZM136 25V24H135ZM140 25V24H139ZM138 25V26H139ZM244 25V24H243ZM105 27L106 26H109V23L107 24H105L104 25ZM104 26H103V28H104ZM111 26V25H110ZM141 26V25H140ZM143 26V25H142ZM152 25H150V27H151ZM159 25H157V27H158ZM196 26H192L193 28L194 27H196ZM200 26V25H199ZM205 26V27H206ZM75 27H76V29H75ZM119 27V26H118ZM117 27V28H118ZM153 27V26H152ZM168 27V26H167ZM248 27V26H247ZM263 27V28H262ZM92 28H93V26H92ZM98 28V27H97ZM101 28H102V26H101ZM107 28V27H106ZM122 28H123V26H122ZM126 28H127V31H128V33H129V36L128 37H134L135 35H136V32L134 31V27L132 26V24H129V25H127L126 26ZM138 28V27H137ZM144 28H147V26L146 27H143V30H144ZM155 28H156V26H155ZM163 28V26H161V29ZM171 28V27H170ZM172 28V29H173ZM180 27H178V29H179ZM262 28V29H261ZM94 30H91V31H93L92 33H94V31H95V26H94V28H93ZM98 29H100V28H98ZM139 29V28H138ZM137 29V30H138ZM142 29V28H141ZM159 29V28H158ZM163 29H165V30H168V28L166 29V28H163ZM185 29V28H184ZM248 29V28H247ZM149 30V29H148ZM155 30H157V29H155ZM160 30V29H159ZM165 30H164V32H165ZM170 30V29H169ZM81 31V30H80ZM99 31V30H98ZM119 31V30H118ZM163 31V30H162ZM173 31H174V29H173ZM176 31V30H175ZM181 31V30H180ZM250 31V30H249ZM252 30L250 31V32H253ZM85 32V31H84ZM105 32V34H107V32H108V30H107V32L106 31H104ZM110 32V31H109ZM108 32V33H109ZM112 32V31H111ZM110 32V33H111ZM142 32H147V31H142ZM141 32V33H142ZM156 32V31H155ZM155 32L154 33H152V37H154L155 36ZM159 32V31H158ZM160 32H161V30H160ZM253 32V33H254ZM259 32V34H261L260 36H262L263 38H264V30H263V33H260ZM109 33V34H110ZM177 33H178V31H177ZM248 33V32H247ZM252 33V34H253ZM80 34H83L84 35V33H83V31L80 33ZM85 34H90V33H88V31L85 33ZM95 34H97V29H96V33ZM103 34V33H102ZM120 34V33H119ZM125 34V33H124ZM144 34L145 33H143V35L142 36H144ZM161 34V33H160ZM246 34V33H245ZM100 35H101V31H100ZM126 35V34H125ZM192 35H194V34H192ZM85 36V35H84ZM103 36V35H102ZM101 36V37H102ZM235 37H239V35H234ZM100 37V38H101ZM104 37V36H103ZM115 37H116V35H115ZM184 37H187V36H185V35H180V36H170V37H167L166 39H172V38H184ZM190 37V36H189ZM202 37V36H201ZM217 37H219V36H216L215 38H217ZM221 37V36H220ZM233 37V36H232ZM124 38V37H123ZM199 38V37H198ZM198 38L196 39V40H198ZM209 38V37H208ZM215 38H214V40H215ZM234 38V37H233ZM260 38V37H259ZM90 39H92V40H94V41H92V43H89L90 42ZM103 38H101V40H102ZM105 39V38H104ZM113 39H114V37H113ZM116 39H118V37H116ZM115 39V40H116ZM186 39V38H185ZM207 39V38H206ZM112 40V39H111ZM201 40V39H200ZM202 40H204V39H202ZM221 40H223L222 38H221ZM233 40V39H232ZM100 41V40H99ZM105 41H106V39L103 41L104 42V44H105ZM108 41V40H107ZM199 41V40H198ZM197 41V42H198ZM206 41V40H205ZM231 41V40H230ZM102 42V41H101ZM102 42V43H103ZM162 42V41H161ZM202 42V41H201ZM222 42V41H221ZM224 42H225V40H224ZM235 42V41H234ZM256 42H259V39H258V37H255V36H253V35H251L250 33L249 34H246L245 35V37H244V40H243V44H242V46L243 47H246L247 48V51L248 50H252V48H253V46H254V44L256 43ZM111 43V42H110ZM115 43H116V41H115ZM119 43V42H118ZM121 43V42H120ZM124 43V42H123ZM142 43V42H141ZM144 43V42H143ZM159 44H160V41L158 42ZM233 43V42H232ZM237 43V42H236ZM235 43V44H236ZM96 44V45H95ZM125 44H127V42H125ZM138 44V43H137ZM192 44V42H190V41H187V40H183V41H181V40H168V41H166V42H163V44L162 45H159L158 47H157V49H156V52H157V54H159V55H168V56H170V55H172V57H170L169 59H166L165 61H163V62H165V63H169V65L171 64V66L172 67H174V70H172V71H170V74H168L169 72L167 71V68H166V65H159V64H155V65H153V62H151V61H149V64L151 65H149L148 64V62H146V58L144 59V55H140V54H142V52L138 55V57L140 58L141 56V59L143 60V62L142 63H139L138 62V64H139V67H137V66H135V65H137V64H134L133 65V62L135 63L136 62V60H138V58L137 59H135L134 57H132V56H127V58H126V62H125V64L123 65V68L125 67V69H123V73H127V74H125V76L127 77V78H125V76L123 75V73H121V75H123L124 76V78L127 80L128 79V76H129V78L130 79H128V81L130 80V82H132V84L135 86L134 88H136V86L138 87V88H136V89H134V91L135 90H137L138 89V91L137 92H135L134 94L132 93V92H130L131 94H132V96L130 97H128V96H126V97H128V98H126L125 96V101L127 102V99H129V102H127V105L126 104H123L122 106H121V108H120V112H123V113H125V112H128V110L130 111V109H131V112L132 111H135V112H133L134 113V115L137 113L138 115L136 116L137 118H138V116H146V111H147V109H148V107H149V105L150 106H153V108H154V104H155V106H156V114L154 115V116H156V119L157 120H159L160 118V121L162 120V118L163 119H166V121L168 120V122H166V124H168V126H169V122L171 121V125L170 126H173L172 125V123L173 124H176L175 122L177 121L176 119L178 118L179 119V117H183V115L184 114H182V113H184V111H186L187 110V107L189 108V104H190V102H192V101H190L189 102V104L187 103V100H189V98H190V96L189 95H191V90H190V88H188L189 87V83H187V85L186 86H188L187 88H186V86L184 85L183 87L181 86V88H182V90L181 89H178V90H181V91H178V90H176V89H174L173 88V86L171 85V84H175L176 85V83L177 84H179L180 83V85L181 84H185L186 82H190L189 81V78L190 77H188V76H190V75H188V73L186 74V72L185 73H183L184 71H185V69H182V67L184 68L185 66H188V64L190 65V61L188 62V61H185V62H183V63H181L180 62V60L182 59V55H184V53H187V52H185L188 48H189V46ZM200 44H202V43H200ZM204 44V46L206 47V43H203ZM202 44V45H203ZM106 45V44H105ZM104 45V46H105ZM141 45V44H140ZM193 45V44H192ZM219 45V44H218ZM237 45H240V44H238L237 43ZM104 46H102V47H104ZM107 46V45H106ZM115 46V45H114ZM118 46V45H117ZM123 46V45H122ZM226 46V45H225ZM233 46V45H232ZM235 46V45H234ZM111 47V46H110ZM116 47V46H115ZM125 47V46H124ZM223 47V46H222ZM241 48L240 47V49H242V50H244V48ZM209 48V47H208ZM227 48V47H226ZM102 49V48H101ZM117 49V48H116ZM197 49V48H196ZM234 49V48H233ZM254 49V48H253ZM104 50V49H103ZM120 50H121V48H120ZM119 50V51H120ZM102 50H100V52H101ZM118 51V52H119ZM129 51V50H128ZM190 51V50H189ZM192 51V50H191ZM232 51V50H231ZM234 51V50H233ZM249 52V51H248ZM194 53V52H193ZM255 53V52H254ZM93 54V53H92ZM91 54V57L94 55H92ZM136 54V53H135ZM137 54H138V52H137ZM156 54V55H157ZM88 55V56H89ZM133 55V54H132ZM188 55H190V54H188ZM187 55V56H188ZM96 56H97V54H96ZM87 56H85V58H86ZM90 57V56H89ZM128 57H132V59L134 60L135 59V61H130V62H132V63H130L128 60H131L130 58L128 59ZM136 57H137V55H136ZM183 57H185V56H183ZM81 59H82V57H80ZM84 58V57H83ZM90 59V58H89ZM94 59L95 58H93V61H94ZM100 59H102V62L104 63V62H108L109 64H111L113 67L114 66H116V65H118V64H120V62H122V60H121V58H120V56H119V54L116 52V51H114V50H109V51H106V52H104V53H102L101 54V57H100ZM123 59V58H122ZM140 59V60H141ZM251 59H253V57L251 58ZM88 59L86 58V61H87ZM124 60H125V57H124ZM139 60V61H140ZM141 60V61H142ZM145 60V61H144ZM203 60V59H202ZM254 62L253 61H251L252 63H253V65H250V66H252V68L247 72V74H246V79H245V83H246V81L248 80L249 82H250V84L248 83V85L246 84V86L245 87H243V88H246V87H248V86H250L251 88H252V86H254V83H256L257 84V82H259L260 83V85H259V83H258V86H259V88H258V91H260L261 90V88H262V86L264 85V40H263V44H262V48L260 49V50H257V53H255V55H254ZM81 61V60H80ZM140 61V62H141ZM76 62H77V64H78V60L76 59ZM84 62H85V59H84ZM95 62H96V60H95ZM94 62V63H95ZM124 62V61H123ZM146 62V63H145ZM152 64H151V63ZM128 63H130V66L128 65ZM137 63V62H136ZM178 63H180V65H177ZM193 63V62H192ZM85 64H86V62H85ZM174 64H176V66H174ZM184 64V65H183ZM83 65V64H82ZM128 65V66H127ZM131 65H133V66H135V67H137V68H132L131 67ZM148 65V66H147ZM181 65H183L182 67H181ZM75 66H76V64H75ZM86 66V65H85ZM149 66H150V68H149ZM191 66H192V64H191ZM198 66H199V64H198ZM202 66V65H201ZM209 66V65H208ZM207 66V68H209ZM132 69H134V70H132ZM147 67V69H144V68H146ZM171 67V68H172ZM176 67V68H175ZM204 67V66H203ZM206 67V66H205ZM63 68V69H64ZM84 68V67H83ZM149 68V69H148ZM178 68V69H177ZM179 68H181L180 70V72L179 73H183V75H184V77L185 78H181V77H183V75H179V73H177L176 74V71L177 70H179ZM187 68V67H186ZM60 69H62L61 67H60ZM60 69H58V70H60ZM62 69V70H63ZM84 69H86V68H84ZM95 69V68H94ZM177 69V70H176ZM204 69V68H203ZM128 70V71H127ZM130 70H131V72H130ZM184 70V71H183ZM200 70V69H199ZM96 71V70H95ZM167 71V72H166ZM183 71V72H182ZM189 71V70H188ZM187 71V72H188ZM211 71V70H210ZM63 72V71H62ZM66 72V71H65ZM78 72H80V71H78ZM85 72V71H84ZM83 72V73H84ZM190 72V71H189ZM56 73V72H55ZM59 73V72H58ZM57 73V74H58ZM67 73V72H66ZM195 73V72H194ZM201 74V73H200ZM66 77H68V78H66ZM86 75V74H85ZM88 75V74H87ZM86 75V76H87ZM120 76V75H119ZM118 76V77H119ZM123 76H120V77H123ZM179 76H181V77H179ZM115 77H117V75L115 76ZM119 77V78H120ZM188 77V78H187ZM124 78H122V79H120V80H124ZM178 78H180V79H178ZM51 79H53V77L51 78ZM249 79H252V80H249ZM258 80V81H256V82H252V81H254V80ZM184 80V81H183ZM191 80V79H190ZM198 80V79H197ZM242 80V79H241ZM118 82V81H117ZM130 82H128L129 84H130ZM183 82H185V83H183ZM197 82V81H196ZM251 82H252V86H251ZM119 83H121V81H119ZM157 83L159 84V83H164L165 85H163V86H157ZM191 83V82H190ZM85 84V83H84ZM117 84V83H116ZM156 84V85H155ZM161 84V85H162ZM189 84V85H188ZM243 84L244 83H240L239 82V84L238 85H241V86H243ZM86 85H87V83H86ZM118 86H119V84H117ZM157 86L156 88H158V87H161V88H163V89H161V90H163V91H161V92H159L157 89H156V92H155V94L154 95H151L150 93H149V91L153 88V86ZM198 86H200L199 84H197ZM237 85V86H238ZM262 85V86H261ZM92 86H93V84H92ZM115 86V85H114ZM121 86V85H120ZM241 86H239V91L237 92L238 93V95L239 96H243V98H242V100L244 101V98H246L245 99V101L247 100V102H248V105L247 106H249L250 107V109H252V110H250L249 109V107L248 108H246L245 107V102L243 103V101L241 100H239L238 102H241V103H243L244 105V107L246 108V110L247 109H249L247 112H246V110L245 111H243V110H241L240 108H239V110L240 111H242L241 113H243V114H240V112L237 114V115H235L234 116V114L236 113L235 112V110L234 109H232L235 113H232L231 111H229L230 110V108L232 107V102L230 103L231 105H229L228 107L229 108H224V109H220V110H223V112L221 113V116H222V114H223V117H224V122L223 123H221L220 125L221 126H227V128H226V132H225V134L224 135H226V139H224V140H226V143H224L225 145H223V138L221 139L222 140V142H221V140H220V142L222 143H220V146L221 145H223L224 147H226V145L227 146H231L230 148L231 149H234L236 146H241V148L242 147H244L243 145L245 144V143H247V141H249L247 144H245V145H248L249 146V143L251 142V143H257V142H261V141H263L264 140V138H263V136H264V91H261L260 93L258 92V94L256 93L255 95L254 94H252V93H249L248 92V90H245V89H243L242 88V90H241ZM256 86V85H255ZM255 86H254V88H255ZM175 87V86H174ZM206 87V86H205ZM261 87V88H260ZM11 88H20L21 89V91H16V90H10ZM84 88V87H83ZM115 88H116V86H115ZM132 88H133V86H132ZM176 88V87H175ZM198 88V87H197ZM200 88V87H199ZM254 88H252V91H253V89ZM263 88H264V86H263ZM93 89V88H92ZM118 89V88H117ZM201 89V88H200ZM204 89V88H203ZM237 89V90H238ZM249 89V88H248ZM255 89H257V88H255ZM254 89V90H255ZM260 89V90H259ZM86 90V89H85ZM116 90V89H115ZM121 90V89H120ZM174 90H176V91H174ZM195 90V89H194ZM217 90H219V89H217ZM228 90V89H227ZM263 90V89H262ZM48 91V90H47ZM57 91V90H56ZM62 91V90H61ZM132 91H133V89H132ZM133 91V92H134ZM250 91V90H249ZM252 91H250V92H252ZM60 92V91H59ZM82 92V91H81ZM158 92L160 93L159 95H158ZM219 92V91H218ZM257 92V91H256ZM78 93V92H77ZM96 93H97V95L96 96H101V98L98 100L99 101V105L101 104V101H103L104 100V94H101L99 91H98V89H97V91H96ZM130 93H128V94H130ZM203 93V92H202ZM208 93H209V91H208ZM254 93V92H253ZM63 94V93H62ZM189 94V95H188ZM197 94V93H196ZM198 94H200V93H198ZM197 94V95H198ZM221 95V93H218V95ZM119 95H120V93H119ZM196 95V96H197ZM219 95V96H220ZM237 95V94H236ZM237 95V96H238ZM17 96V97H16ZM45 96V97H44ZM122 96V95H121ZM214 96H215V94H214ZM213 96V98H215ZM11 97H12V99L14 100V103L16 102L15 101V99L17 100V99H19V101H21V109H18L17 107L15 108V106H19V105H15V104H17V103H12V99H11ZM58 97H60V96H58ZM192 97V96H191ZM194 97V96H193ZM197 97H199V96H197ZM197 97H195V98H197ZM235 97V96H234ZM31 99L32 100V102H33V104H34V106H32V108H29V111H28V108L26 109H24V106L26 105V103H27V101L29 100V99ZM120 98V97H119ZM122 98V97H121ZM121 98L120 99H118V98H114V100L112 101V104L113 103H119L118 102V100L120 101L121 100ZM131 98V99H130ZM208 98V97H207ZM211 98H212V95H211ZM210 98V96H209V99H211ZM217 98H219V101H221L220 99H222V103H225V104H229V103H227V102H229V101H225V97L224 96H221V97H218L217 96ZM228 98V97H227ZM241 97H239V99H240ZM28 99V100H27ZM108 99V98H107ZM110 99H113V97H111ZM192 99V98H191ZM236 99L238 100V98L236 97ZM12 100V101H11ZM53 100V99H52ZM55 100V99H54ZM218 100V99H217ZM9 101H11L10 103H8ZM19 101H18V104H19ZM122 101V100H121ZM121 101H120V103H121ZM125 101H124V103H125ZM219 101L217 102V103H219ZM224 101V102H223ZM54 102H57L58 103V100L56 99ZM194 102V101H193ZM246 102V103H247ZM11 103H12V106H11ZM106 103H108V101H106ZM186 103H187V105H186ZM222 103H219V106H221L222 105ZM240 103V104H241ZM10 105V107H13L12 109L9 107V106H7V105ZM51 104H52V102H51ZM67 104V103H66ZM122 104V103H121ZM192 104V103H191ZM213 104V103H212ZM221 104V105H220ZM236 104V103H235ZM240 104H237V105H239L240 106ZM13 105H15V106H13ZM103 105V104H102ZM101 105V110L102 109H104V107L103 106H105V108H106V105H103L102 106ZM115 105V104H114ZM114 105H111V106H113L114 107ZM117 105H119V104H117ZM224 105V104H223ZM223 105H222V107H223ZM184 106H186V107H184ZM218 106V107H219ZM225 107H226V105H224ZM231 106V107H230ZM233 106H235L234 104H233ZM92 107V106H91ZM90 107V108H91ZM110 107V106H109ZM109 107H108V112L111 114V111H112V113H115V114H118L119 112V108H117V107H114V108H116V110H117V112H113V108L112 107H110V109H111V111H110V109H109ZM119 107V106H118ZM123 107V108H122ZM42 108H43V106H42ZM41 108V109H42ZM89 108V107H88ZM97 107L96 106H94V107H92V109H95V110H98V109H96ZM152 108V107H151ZM186 108V110H184ZM233 108H235V107H233ZM237 108V107H236ZM244 108V109H245ZM10 109V110H9ZM48 109V108H47ZM85 109H87V107H85ZM92 109H90V110H92ZM133 109V110H132ZM229 109V110H228ZM83 110V109H82ZM116 110H114V111H116ZM127 110V111H126ZM149 110V109H148ZM151 111H152V109H150ZM154 110V109H153ZM17 111V112H18ZM41 111V110H40ZM49 111V110H48ZM125 111V112H124ZM210 111H211V109H210ZM47 112V111H46ZM52 112V111H51ZM51 112H50V114H51ZM85 112V110L83 111V113ZM95 112H97V111H95ZM107 112V111H106ZM105 112V113H106ZM107 112V113H108ZM149 112V111H148ZM154 112V111H153ZM19 113V112H18ZM36 113V112H35ZM38 113V112H37ZM47 113H49V112H47ZM79 113V112H78ZM78 113H75V114H78ZM88 113H90L91 114V111H88V109H87V114ZM105 113H104V115H105ZM122 113V114H123ZM130 113V112H129ZM155 113V112H154ZM185 113H187V112H185ZM196 113V112H195ZM41 114V113H40ZM74 114V115H75ZM82 114V113H81ZM89 114V115H90ZM93 114L95 115V117L97 116L96 114L97 113H94V111H93ZM100 114L101 113H99V117H100ZM176 114H178V115H180V116H178V115H176ZM233 114V115H232ZM239 114L241 115V116H239ZM2 115V114H1ZM33 115H34V113H33ZM36 115V114H35ZM88 115V116H89ZM113 114H111V116H112ZM178 116V117H176V116ZM203 115V114H202ZM201 114H200V116H202ZM4 116V115H3ZM1 117V119H3L4 117ZM7 116H5V118H7ZM38 116H40L39 115V113H38V115L36 116V117H38ZM46 116H48V115H46ZM45 116V117H46ZM50 116V115H49ZM76 116L77 115H75V118H76ZM87 115H86V118L88 117ZM91 116H92V114H91ZM91 116L90 117H88L89 118V120H91L92 118H91ZM103 115L101 114V117H102ZM174 116L176 117V118H174ZM9 117V119H11ZM13 117H15L14 115L12 116V119H13ZM35 117V116H34ZM78 117V116H77ZM94 117V116H93ZM94 117V118H95ZM98 117V118H99ZM100 117V118H101ZM104 117V116H103ZM106 117L108 118V117H110V115L108 116V115H106ZM139 117V118H140ZM194 117V116H193ZM222 117V118H223ZM48 118V121H50V120H53L51 117H50V119H49V117H47ZM83 118V117H82ZM82 118L80 119V117H78V119H80V120H82ZM87 118V119H88ZM97 118V117H96ZM97 118V119H98ZM98 119L97 121L99 122V120L102 122V118L101 119ZM107 118H103L104 120H105V122H102L103 123V125H104V123H106V121L108 120ZM141 118H145V117H141ZM140 118V119H141ZM149 118V117H148ZM176 120V121H173L174 119ZM196 118H198L197 116H196ZM204 118V117H203ZM221 118V119H222ZM8 119V118H7ZM7 119H5V120H2V123H3V121H4V124L8 127L9 125H7L6 124V122L9 120H7ZM35 119V118H34ZM83 119H85V118H83ZM107 119V120H106ZM136 119V118H135ZM134 119V120H135ZM147 119V118H146ZM205 119V118H204ZM246 119H248V123L249 124H252V126L253 125H256V127L255 128H253L254 130H257V131H259V132H257V131H255L256 133H254V130H253V132H252V134H249V133H251V132H249L250 130H245L244 131V133H246V135H247V133H248V137H245L244 136V138L242 139L241 138V140H237L238 138H236L235 137V135L234 134H236L237 133V135H238V132H235V130L236 129H238L237 128V126L238 127H240V126H242L241 125V122H240V120H243V121H245ZM14 119L12 120V123L14 124L15 122H13V121H15ZM19 120H17V121H19ZM45 120V119H44ZM95 121H96V119H94ZM110 120V119H109ZM131 121L133 120V119H130ZM133 120V122H134V124H135V121ZM191 120H192V117H191ZM198 119H195V122L197 121ZM203 120V119H202ZM16 121V122H17ZM34 121V120H33ZM48 121H47V123H48ZM96 121V122H97ZM130 121V122H131ZM144 121V120H143ZM164 121V120H163ZM200 121V120H199ZM221 121H223V119L221 120ZM220 121V122H221ZM247 121V120H246ZM1 122V121H0ZM9 122V124L11 125V123H10V121H8ZM42 122V123H41ZM51 122V121H50ZM50 122H49V125H50ZM53 122L54 121H52V123L51 124H53ZM57 122L58 121H56L54 124L56 125V127L58 128V124H57ZM91 122H94L93 121V119L91 120ZM90 122V123H91ZM108 122V121H107ZM181 122H182V120H181ZM191 122H193V121H191ZM207 122V121H206ZM1 123V124H2ZM37 122L36 123H34V124H38ZM46 123V124H47ZM84 123V122H83ZM109 123V122H108ZM179 122L177 121V124H178ZM213 123V122H212ZM219 123V122H218ZM244 124H248V123H245V122H243ZM3 124V125H4ZM53 124V127H55V125ZM96 123H94V125H95ZM98 124V123H97ZM99 124H100V122H99ZM107 124V123H106ZM129 124V123H128ZM140 124H141V122H140ZM139 124V125H140ZM176 124V125H177ZM179 124H181V123H179ZM178 124V125H179ZM183 124V123H182ZM186 124V123H185ZM225 124V125H224ZM243 124V125H244ZM259 124V125H258ZM3 125H0V128H2V126ZM5 125H4V127L2 128V129H4V128H6L5 127ZM101 125V124H100ZM103 125H101V126H103ZM108 125V124H107ZM118 125V124H117ZM131 125V124H130ZM129 125V126H130ZM139 125H138V127H139ZM142 125V124H141ZM141 125H140V127H141ZM165 125V124H164ZM195 125V124H194ZM215 125H217V124H215ZM214 125V126H215ZM219 125V126H220ZM240 125V126H239ZM60 126V125H59ZM86 126V125H85ZM101 126H97V128L98 129H100L99 127H101ZM106 126V125H105ZM132 126V125H131ZM130 126V127H131ZM136 126H137V124H136ZM143 126V125H142ZM175 126V125H174ZM182 126V125H181ZM184 126H186V125H184ZM199 126V125H198ZM203 126V125H202ZM207 126V125H206ZM209 126V125H208ZM212 126V125H211ZM245 126V125H244ZM251 126V127H252ZM37 127H38V125H37ZM45 127V128H44ZM129 127V128H130ZM134 127H135V125H134ZM132 128L131 127V130H129V131H124V128L122 129L123 131H124V133H123V131H121L120 130V132L121 133H119V131L117 132L118 134H115L114 135V137H116V140H118V146H119V144L122 146V144H121V142H123V141H128V142H132V144L136 141V139H137V135H139V133L138 132H141V130H143V132L144 131H146V126H144L146 129L144 130L142 127V129L141 130H139V131H137V129H139L138 127H135V128ZM192 127V126H191ZM246 127V126H245ZM35 128V127H34ZM50 128V126L48 127V129ZM51 128H52V126H51ZM61 127H59L58 129H60ZM85 128V127H84ZM122 128V127H121ZM125 128H127L126 126H125ZM137 128V129H136ZM153 128V127H152ZM151 128V129H152ZM176 128H177V126H176ZM185 128V127H184ZM198 128H200V127H198ZM197 128V129H198ZM58 129H57V131H58ZM62 130H63V128H61ZM128 129V128H127ZM201 129V128H200ZM205 129V128H204ZM222 129V131L224 132L225 131V128H220V130ZM1 130V129H0ZM32 130V129H31ZM50 130V129H49ZM49 130H47L46 132L47 133H45L47 136H48V132H49ZM52 131H54V129H51ZM61 130V137L59 136V139H58V144H57V146L59 145V143H63L64 145L67 143V145H71L72 144V142H75L74 140H72L71 139V141H70V139L69 140H67V139H65V137L67 136V135H65L66 133L64 132V131H62ZM115 131H117L116 129H114ZM113 130V131H114ZM118 130H119V128H118ZM179 130H181V128L179 129ZM196 130V129H195ZM240 130H243V129H240ZM114 131V132H115ZM202 131V130H201ZM239 131V130H238ZM1 132V131H0ZM51 132V131H50ZM50 132H49V134H50ZM64 134H63V133ZM114 132H112V134H111V136H113V133ZM190 132V131H189ZM188 132V133H189ZM235 132V133H234ZM16 133V132H15ZM32 133H33V131H32ZM116 133V132H115ZM142 133V132H141ZM151 133V132H150ZM169 133V132H168ZM201 133V132H200ZM211 133V132H210ZM222 133V132H221ZM227 133V134H226ZM241 133V132H240ZM240 133H239V135L238 136H240L241 137V135H240ZM242 133H243V131H242ZM243 133V134H244ZM256 134L257 136L259 135V136H261L262 134V139L263 140H261V138H259V137H257L256 135H254V134ZM261 135H260V134ZM0 134H2V132L0 133ZM63 134V135H62ZM242 134V135H243ZM15 135V134H14ZM65 135V136H64ZM162 135H163V133H162ZM203 135H204V133H203ZM236 135V136H237ZM50 136V135H49ZM142 136H143V133H142ZM184 136V135H183ZM214 136V135H213ZM237 136V137H238ZM256 136V137H255ZM9 137V138H8ZM15 137V136H14ZM16 137H17V135H16ZM139 137H140V135H139ZM138 137V138H139ZM145 137H148V136H145ZM161 136H159V138H160ZM166 137V136H165ZM170 137V136H169ZM168 137V138H169ZM243 137V136H242ZM30 138V139H31ZM69 138V137H68ZM111 138V137H110ZM109 138V139H110ZM136 138V139H135ZM190 138H193V137H190ZM250 138V139H249ZM10 139V140H11ZM108 139V138H107ZM115 139V138H114ZM140 139V138H139ZM143 139V138H142ZM183 139V138H182ZM186 139H188V138H186ZM240 139V138H239ZM34 140H33V142H34ZM67 140V141H66ZM110 140H112V138L110 139ZM110 140H108L109 141V143H110ZM138 140V139H137ZM145 140H147V139H145ZM190 140V139H189ZM203 140V139H202ZM115 140H112V144H114L113 142H114ZM162 141V140H161ZM204 141V140H203ZM203 141L201 142V144L203 143ZM32 142V141H31ZM66 142V143H65ZM93 142V141H92ZM139 142V141H138ZM141 142V141H140ZM189 142H191V141H189ZM245 142V143H244ZM34 143V144H35ZM78 143V142H77ZM108 142H107V144L106 145H109L110 147V149H111V147L113 146V145H111V144H109ZM116 143V145H115V147L113 146V148H114V150L116 151L117 150V148H118V151H120L121 149H122V147H118L117 146V141L115 142ZM130 143L128 144L127 143V145H129L130 146ZM142 144L141 145H143L144 143L143 142H141ZM164 143V142H163ZM169 143V142H168ZM183 143H184V141H183ZM199 143V142H198ZM241 143H242V145H241ZM74 144H76V142L74 143ZM74 144H72V145H74ZM92 144H94V143H92ZM91 144V145H92ZM135 144H137V142H135L133 145L135 146ZM189 144H191V143H189ZM188 144V145H189ZM200 144V143H199ZM204 144V143H203ZM60 145H62V144H60ZM60 145H59V147H60ZM63 145V146H64ZM66 145V146H67ZM70 145H69V147H70ZM86 145V144H85ZM90 144H88V146H89ZM106 145L104 146V147H106ZM124 145H126V143H124L123 142V146ZM126 145V146H127ZM141 145H139V143L136 145L137 147L138 146H141ZM165 145V144H164ZM179 145V144H178ZM192 145V144H191ZM205 145V144H204ZM203 145V146H204ZM252 145V144H251ZM250 145V146H251ZM257 145H264L263 143H260V144H257ZM257 145L255 144V147H257ZM15 146H16V144H15ZM66 146L64 147V148H66ZM82 146V145H81ZM88 146H87V148H88ZM96 146V145H95ZM94 146V148H96ZM99 147H101L100 145H98ZM103 146V145H102ZM116 146H117V148H116ZM126 146H124V149H125V147ZM134 146L132 147V145H131V147H132V149L134 150ZM183 146V148H184V146L185 145H182ZM182 146H181V148H182ZM190 146V145H189ZM233 146H235V147H233ZM17 147V146H16ZM62 147V146H61ZM103 147V149L102 150H105V151H103V153L100 151V148H99V150H98V152L97 153H99V152H101L102 154H105L104 152H108L106 155H103V156H101V157H99V156H97V153L96 154H94L95 152L94 151H92V149H94L93 147H91V151L92 152H94L92 155H90V153H89V155H87L85 152V156H79V161H77L76 160V158H75V160H73V162L71 161V159L73 158V155H71V153H67V154H64V153H59V158H58V161H59V164H63L64 163V161L65 160H68L67 162H66V165H70V163H71V165L69 166V168H68V171H67V175H69V173H70V171H73L74 172V174L75 175H73V176H76V178L78 177L79 178V176L81 177H83L84 175H85V178H89V176H87V174H88V172H89V175H90V173H93V174H91L90 175V177L92 176V175H94L95 174V177H93V178H96L95 179V181H91L92 179H90V182L88 181V183H90V186H92V183H94L95 185H96V183L99 185H101L102 184V186H101V188H100V186H99V189H98V187L97 188H93L92 187V190H94V189H96V190H94L93 192L90 190V188L91 187H89V189H87V190H85L86 188H85V186H84V182H85V178L83 177H81L80 179H84L82 182H83V190H84V193L86 192V193H88L87 191L88 190H90L93 194L92 195H96V192H97V195H99V197L101 196V193H99V192H101L102 190L101 189H103V190H105V188H107L106 189V193H107V195L109 194V196L111 197V195L110 194H112L113 193V191H114V189H115V193H116V189H119V188H121L120 186V181H122V177H124L123 178V180H125V174L127 175V177H129L130 178V176L129 175H132L133 173H135V171H133V170H135V169H133V168H137V167H135L134 166V164H133V162L132 161H130V162H128L129 160H130V157H132L131 155H130V157L129 156H127L128 154H123L122 152L123 151H125L124 149H122L121 151H120V153H118V151H117V153L118 154H116V153H110V152H112V151H110L109 152V150L107 151V148H104ZM128 147V146H127ZM136 147V149H137V151L138 150H141V149H138ZM142 147V146H141ZM140 147V148H141ZM198 147V146H197ZM201 146H199V148H200ZM223 147V148H224ZM261 148H262V146H260ZM46 148V149H47ZM67 148H68V146H67ZM73 148V147H72ZM71 147H70V149H72ZM82 148V147H81ZM83 148H85V146L83 147ZM86 148V149H87ZM108 148V149H109ZM112 148V149H113ZM116 148V149H115ZM130 148V147H129ZM128 148V149H129ZM143 148H144V154H146L145 153V147H144V145H143ZM207 148V147H206ZM206 148L204 147V149L206 150ZM238 148V147H237ZM236 148V149H237ZM240 148V147H239ZM238 148V149H239ZM240 148V149H241ZM245 148H247L248 150H243L242 149V152L240 151V150H238L239 152H241V153H243L244 151H245V153L244 154H248V155H251V156H254V157H259V155H257L258 154V152L256 153V155L257 156H255V155H252V153L253 152H250V148H252V150L253 149H255L254 148V146L253 147H246L245 146ZM258 148V147H257ZM17 149V148H16ZM120 149V150H119ZM131 149V150H132ZM135 149V150H136ZM187 149H188V147H187ZM208 149V148H207ZM227 149H229V147H227ZM236 149H234L235 151H233L232 150V152H236V154H237V156L235 157V159H237V158H239V157H244L245 158V155L244 154H239V152L238 151H236ZM263 150H264V148H262ZM18 150V149H17ZM60 150H61V148H60ZM59 150V151H60ZM81 150L82 149H80V152H81ZM130 150V154H131V152H133V151H131ZM159 150V149H158ZM204 150V151H205ZM230 150V149H229ZM258 150V149H257ZM256 150V151H257ZM61 151H63V150H61ZM65 152H67L68 151V149H67V151H66V149L64 150ZM82 151H84V149L82 150ZM91 151H89V152H91ZM114 151V152H115ZM137 151H136V154H134L133 155V157H136L137 155H142V153H140L141 151H138L139 152V154H137ZM208 151V150H207ZM225 151H227L226 149H225ZM225 151H222L220 154H226V155H228L227 154V152H225ZM258 151H260V150H258ZM11 152V153H10ZM127 152H129V151H125V153H127ZM135 152V151H134ZM182 152V151H181ZM180 152V153H181ZM184 152H186V151H184ZM206 152V151H205ZM225 152V153H224ZM262 152H264V151H262ZM176 153V152H175ZM175 153H174V156H175ZM178 153V152H177ZM180 153H178V155H176V159L175 160H177V162L175 163V165L177 166V172H178V170L179 169H181L182 170V173H184L183 171L185 170V171H187V168H192V166L194 165V163L195 162H198V161H193V156H191V158H190V156H188L187 155V153L188 152H186L185 154L184 153H182V156L180 155ZM190 153V152H189ZM213 153V152H212ZM255 153V152H254ZM81 154V153H80ZM159 154H160V156H161V152H159ZM159 154L158 153H156V155H158L159 156ZM184 154V155H183ZM222 154V155H223ZM229 154H231V156H232V159H233V155H236V154H232L231 153V151H229ZM259 154H261V153H259ZM263 154V156H264V153H262ZM93 155H95V156H97V158L95 157V156H93ZM140 155L138 156L139 157V159H140ZM148 155L149 154H146V157H145V160H146V158L148 157ZM152 155V154H151ZM190 155H191V153H190ZM213 155H215L214 153H213ZM240 155H242V156H240ZM4 156H6V157H8L9 156V158H8V160H5L4 162H2V160H4ZM76 156V155H75ZM143 156V155H142ZM141 156V157H142ZM154 156V155H153ZM152 156V157H153ZM157 156V157H158ZM163 156V155H162ZM178 156H181V158L180 157H178ZM206 156V155H205ZM219 156V155H218ZM221 156V155H220ZM260 156H262V155H260ZM94 157H95V159H94ZM138 157L137 158H135L136 159V161L139 163V167H140V162H142V160L140 161V160H137L138 159ZM157 157L155 158L156 160V162H157ZM164 157V156H163ZM162 157V161L164 162L165 160H164V158ZM170 157V156H169ZM193 157V158H192ZM201 157H202V155H201ZM222 157V156H221ZM229 157V156H228ZM127 158H129V159H127ZM151 158V157H150ZM154 158V157H153ZM161 158V157H160ZM166 158V157H165ZM206 158V157H205ZM227 158V157H226ZM243 158V159H244ZM262 158H264V157H262ZM262 158H260V159H262ZM128 161H127V160ZM148 159V158H147ZM168 159V158H167ZM166 159V160H167ZM192 159V160H191ZM195 159V158H194ZM216 159H218V158H216ZM215 159V160H216ZM229 159H230V157H229ZM234 159V160H235ZM241 159V158H240ZM131 160H133L134 161V159L132 158ZM143 160H144V158H143ZM158 160H160L159 158H158ZM214 160V161H215ZM223 160V159H222ZM221 160V161H222ZM172 161V160H171ZM202 161V160H201ZM207 161H209V160H207ZM217 161V160H216ZM232 161V160H231ZM237 161V160H236ZM135 162V161H134ZM147 162V161H146ZM148 162H150V161H148ZM166 162V161H165ZM175 162V161H174ZM193 162V163H192ZM211 162V161H210ZM219 162V161H218ZM218 162H216V163H218ZM233 162V161H232ZM240 162H242V160L240 161L239 160V165H237L238 164V161L236 162L237 164H235L234 162L232 163L233 165H237V168H238V166H240ZM89 163V164H88ZM90 163H92V164H94L95 165V167L94 168H90ZM144 163L145 162H142V164L144 165ZM151 163H152V161H151ZM151 163H149V164H151ZM168 163H170L169 162V160H168ZM222 163H224V161L222 162ZM246 162H244V164H245ZM30 164H32V165H30ZM135 164H137V163H135ZM147 164V163H146ZM153 164H155V163H152L151 164V166H153ZM157 164V163H156ZM159 164V163H158ZM172 164H174V163H172ZM198 164H199V162H198ZM208 164V163H207ZM64 165V164H63ZM66 165H64V166H66ZM159 165H165V164H162V163H160ZM167 165V164H166ZM169 165V164H168ZM203 165V163L201 162V166ZM44 166V167H43ZM156 166V165H155ZM174 166V165H173ZM209 166H212V164L211 165H209ZM208 166V168H210ZM232 166V165H231ZM235 166L233 167V168H235ZM242 166H244L243 164H242ZM42 167V168H41ZM129 167H130V170H131V168L133 169V170H131V171H133V172H130V170H129ZM141 167H142V165H141ZM157 167H159L158 169L160 170L161 168V166H157ZM166 167V166H165ZM170 167V166H169ZM197 167V166H196ZM228 167V166H227ZM245 168H246V166H244ZM145 169V167H142V169ZM195 167H193L192 168V170L194 169ZM198 169H199V166L197 167ZM212 168H213V166H212ZM231 169L232 167H230V165H229V167L227 168V169ZM237 168H235V169H237ZM240 168V167H239ZM129 171H128V170ZM137 169H139V168H137ZM141 169V168H140ZM149 169H150V166H149ZM156 169V168H155ZM157 169V170H158ZM167 169V168H166ZM165 169V170H166ZM203 170L204 169H206V167H203L202 168ZM235 169H232V170H235ZM243 169V168H242ZM249 169V174L251 175V168H248ZM253 169H255V170H257L256 168H253ZM253 169H252V176H250L249 175V177H253V179H254V177H256L257 175H259V174H261V172L259 173L258 171V173L259 174H257L256 173V171H254L256 174H254V176H253ZM263 169V170H262ZM64 170V169H63ZM95 170H97V171H95ZM99 170H101V171H107V173L106 172H101L100 171V173L101 174H103V176L102 177H100L101 176V174L98 172ZM124 171L123 172V174L124 175H121L120 176V172L121 171ZM146 170V169H145ZM152 170V169H151ZM157 170H156V172H157ZM162 171H163V169H161ZM160 170V171H161ZM164 170V171H165ZM191 170V171H192ZM206 170H209V169H206ZM210 170H213V169H210ZM209 170V171H210ZM247 170V169H246ZM259 170H260V168H259ZM126 171H128L127 173H126ZM138 171V170H137ZM136 171V172H137ZM140 171V170H139ZM138 171V172H139ZM164 171L162 172V174L160 173V175L159 174H157V175H159V176H157V178H156V176H155V184L154 183H152L153 182V180H152V184H154L155 186V189H154V192L153 191H151L150 189H149V187H148V189H149V192L151 193V194H149V192H146L145 193V190H144V186H146V184H147V186H152V187H150V188H153V185L151 184V185H149V183L147 182H144L145 183V185L144 186H142L141 187V185H143V179L141 180L142 181V183H141V185L138 183L139 182V180L136 178V176L134 177H132L133 179H129V180H134L135 181V178H136V181H137V183L139 184V188L138 187H133V186H129L128 184H126V186L128 187V190H130L131 189V191L132 192H135L134 191V189H141L140 191H142V190H144L143 191V195L145 196V194L147 195L148 194V198H147V200L149 199L150 201H146V204H147V207L146 206H144L145 205V203H143V206H144V208H141V207H143V206H141L140 204H138V205H140L141 207H139V206H137L136 208L137 209H133L134 211H132L133 213L131 214L130 212V210L132 209V208H129V207H132V206H127V204L129 203V202H132V200L130 201V199L129 198H131L130 197V195L128 194L129 193V191L128 190H126L127 188L124 186V184H125V182L126 181H124V182H121V184L122 183H124V184H122L123 186V188H124V190L125 191H121V189L123 190V188H121V189H119L121 192H125V194H127L125 197H127L128 198V200L129 201H127L126 200V198H124L125 200H123V198H122V200H123V202H122V200L119 198V196L121 197L122 195H119V192L120 191H117V193H118V196H117V194H112V195H114L115 197H109V199H107L108 197L107 196H105L106 195V193L105 192H103L102 191V193H105L104 194V196L102 195L101 197H105L106 198V200H104L103 198V201L101 202V201H99V202H97V203H95V202H88L89 204H90V207H91V209L89 208V205L88 204H86V202H84L85 204H86V206H84V205H82V204H84V203H82L81 204V202H80V204L79 203H75L73 200H69L67 197H65L64 195H61L62 197H64V202L63 203H60V204H58V206H56V207H54L55 209H57V210H60V211H57V210H54V212L55 213H53L52 212V210H50L51 211V215H50V213L49 214H47V216H46V218H48V216L50 215V216H52L53 215V217H52V219L54 218V215L55 216H61L60 214L59 215H57L58 214V212H61V208L63 209V205H66L67 206V204H69L68 205V207H71L72 209L70 210V211H73V212H71V214H72V216H75V215H73V214H75V213H77L78 215L79 214H81V216H80V218H81V220H78L77 218H78V216H77V218L76 217H74V218H76V219H74V218H72L71 217V215H70V217L72 218V220H71V222L73 221V222H75L74 224H71V225H74L73 226V228H76V231L75 230H73V231H75V232H73V233H75V235L74 236H76L77 238H76V240L78 239V236H79V240L80 239H86V237H85V235L88 233L87 231H85V233H84V230H87V229H82V230H80L79 229V231H78V227L80 226V225H82L83 224V226H84V223H86V221L88 222V225H89V221L93 218L94 220L91 222V228H92V230H93V228H97V230H99L100 231V233H98V231H97V233L98 234H102L101 236H103L104 234L103 233H106V231L107 230H105V228L107 227V226H109V228H112V227H114L115 226V228H114V230H115V236L117 235V234H121L120 233V231H123V230H125V233H124V241H125V243H126V246H129L130 247V245L132 246V247H134V249L133 248H131V249H133V250H135L134 251V253L132 252L133 250H128V249H130V248H128L127 250H126V248H125V250L126 251H122V250H118L117 248L119 247H116V246H112V247H115L114 249H117L116 251H113V250H109V251H98V252H93V253H88V252H86L85 254H80L79 252H76V250H55L54 249V251L51 249V251L49 250H41V249H35V250H32V252L33 253H35V254H33V255H29L28 257H27V255L26 256H24L22 253H21V257H22V263L23 264H50V259H52V258H54V261H53V263L54 264H125V263H123L124 261H126V259H134L135 257H140V255H139V253L140 252H142L143 250H137L139 247H143V246H145V247H147L148 246V249H149V247L151 246V242H152V229H154L155 231H154V233H155V235L153 236L154 237V243L157 245L158 244V240H157V238L159 237L158 236V234L156 233L157 231H158V229H159V225H161L162 224V220H161V218H162V215H163V205L161 206V205H159L160 203L158 202L159 200H162L161 198L162 197H164L165 195H167V193L168 192H166L165 193V191H164V185L165 184H163V183H165V182H163V178L165 177L166 178V176H164L163 177V173H164ZM176 171V170H175ZM180 171V170H179ZM189 171L190 170H188V172L187 173H189ZM231 171V170H230ZM260 171H262V173L264 174V168H261V170ZM96 172V173H95ZM153 172V171H152ZM167 172V171H166ZM177 172L175 173V175L173 176L174 178H175V176H176V174H177ZM194 172V171H193ZM193 172H191L192 174H193ZM196 172H197V170H196ZM210 172H213V171H210ZM223 172H224V170H223ZM229 172V171H228ZM98 173V174H97ZM106 173V174H105ZM122 173V172H121ZM128 173H130V174H128ZM144 173H145V171H144ZM150 173V172H149ZM149 173H148V175H149ZM154 173V172H153ZM158 173H159V171H158ZM168 173V172H167ZM206 173H207V171H206ZM234 173V172H233ZM232 173V174H233ZM239 173V172H238ZM45 174V176H43ZM73 174V173H72ZM100 174V175H99ZM179 174H181V172H179ZM178 174V175H179ZM190 174V173H189ZM190 175L191 177V180H192V178H195V177H193V175ZM212 174V173H211ZM214 174V173H213ZM216 174V173H215ZM232 174H231V176H232ZM247 174V173H246ZM97 175H99L98 177H100V178H97L96 176ZM134 175V174H133ZM137 175V174H136ZM147 175V174H146ZM155 175V174H154ZM165 175V174H164ZM171 175V174H170ZM177 175V177H176V179H178V182H180V181H183V180H179V178L178 177H181V175H182V177L185 175V174H181V175H179L178 176ZM187 175V174H186ZM194 175H196L195 173H194ZM206 175V174H205ZM208 175V174H207ZM207 175H206V177H207ZM226 175V174H225ZM224 175V176H225ZM240 175H242V174H240ZM262 175V174H261ZM41 176H43V178L41 179ZM73 176H72V178H73ZM120 176V177H119ZM172 176V175H171ZM171 176H169V178L168 179H170V177ZM197 176V175H196ZM215 176V175H214ZM213 176V177H214ZM222 176V175H221ZM230 176V177H231ZM237 176V175H236ZM242 176H244V175H242ZM242 176H238V177H242ZM260 176V175H259ZM258 176V177H259ZM263 176V175H262ZM33 177H34V175H33ZM33 177H32V179H33ZM91 177V178H92ZM127 177H126V179H127ZM141 177V176H140ZM145 177V176H144ZM143 177V178H144ZM188 177H189V175H188ZM218 177V175L216 176V178ZM228 177V176H227ZM20 178V177H19ZM71 178V180H70V182H68L69 184H70V188L72 187L71 185L72 184H74V183H72V179ZM76 178H75V180H76ZM120 178V179H119ZM145 178H148V177H145ZM149 178H150V176H149ZM183 178H186V176H184ZM215 178V177H214ZM225 178H226V176H225ZM236 179H237V177H235ZM246 178H248V175H247V177ZM260 178V177H259ZM88 179V180H89ZM171 179H173V178H171ZM187 179V178H186ZM196 179H198V177L196 178ZM206 179V182H205V180H203L204 182H205V184L204 185H206V183L207 182H211V181H209V179H208V181H207V178H205ZM220 179V178H219ZM229 179V178H228ZM240 179V178H239ZM243 179V178H242ZM250 179V178H249ZM249 179H247V180H249ZM253 179H251L252 181L251 182H254L255 183V180L257 181L256 182V184L258 183H261L262 184V182L264 181L263 180V178H261L262 179V181H260V182H258V178H256L255 180H253ZM46 180V179H45ZM64 180H66L65 178H64ZM64 180L62 179V183L64 182ZM78 180V179H77ZM194 180V179H193ZM192 180V181H193ZM221 180H222V178H221ZM233 180H234V178H233ZM238 180V179H237ZM244 180H246V179H244ZM119 181V182H118ZM131 181H129V182H131ZM134 181H132V182H134ZM146 181V180H145ZM147 181H149V179H147ZM168 181V180H167ZM167 181H166V183H167ZM172 181V180H171ZM174 181H176L175 179H174ZM187 181H189V180H187ZM198 181V180H197ZM223 181V180H222ZM232 181V180H231ZM230 181V182H231ZM240 181V180H239ZM43 182H42V184H43ZM47 182V181H46ZM45 182V183H46ZM74 182V181H73ZM78 182H80V183H82L81 182V180L80 181H78ZM77 182V183H78ZM92 182V183H91ZM104 182H107L108 183V187L110 186V188H111V186H113L114 185V183L115 182H117V183H115L116 184V188H114V187H112V188H114V189H112L111 191H112V193H108L107 192V190L108 189H110V188H108L107 186H105V185H107V183L105 184ZM111 182H114V183H112L113 185H111V184H109V183H111ZM131 182V184L130 185H133L134 183H136V182H134V183H132ZM163 182V183H162ZM173 182V181H172ZM172 182H168L169 183V187H170V183H171V186H172ZM178 182H174V184H175V186H176V184L178 185L179 184V187L178 188H180V183H182V182H180V183H178ZM195 182V181H194ZM193 182V183H194ZM199 182V181H198ZM218 182V181H217ZM226 182V181H225ZM234 182V181H233ZM232 182V183H233ZM243 182V181H242ZM242 182H240V183H242ZM21 183V182H20ZM80 183L78 184V185H80ZM104 183V184H103ZM119 183V186H117V184ZM128 183V182H127ZM186 183V182H185ZM188 183V182H187ZM224 183V182H223ZM247 183V185H248V182H246ZM251 184V186H250V184H249V187L248 186H246L247 188H246V193L248 194V192H247V190H251L252 191V189H249L250 187L251 188H253L254 186H255V184ZM264 183V182H263ZM41 184V183H40ZM86 184H87V180H86ZM227 184V183H226ZM231 184V183H230ZM235 184V183H234ZM237 184H239V182H237ZM258 184H257V186H258ZM260 184V185H261ZM35 186H36V184H34ZM39 185V182H38V184H37V188L38 187H40V186H38ZM45 184H43V186H44ZM77 185V186H78ZM88 185V184H87ZM135 185V184H134ZM186 185V184H185ZM190 185V184H189ZM192 185V184H191ZM194 185L195 184H193V186L192 187H194ZM208 185V184H207ZM206 185V186H207ZM223 185V184H222ZM221 185V186H222ZM225 185V184H224ZM223 185V186H224ZM233 185V184H232ZM236 185V184H235ZM252 185H253V187H252ZM260 185H259V187H260ZM34 186V187H35ZM42 186V187H43ZM75 186V185H74ZM73 186V187H74ZM94 186V185H93ZM97 186V185H96ZM136 186H137V184H136ZM164 186V187H163ZM167 186V185H166ZM187 186V185H186ZM238 186V185H237ZM243 186V183H242V185H241V187ZM33 187V188H34ZM42 187H40L41 188V190H38L40 193V195H41V191H42ZM59 187V186H58ZM81 188H82V186H80ZM79 186L78 187H76L75 186V188H78V189H80L81 190V188H80ZM118 187V188H117ZM131 187V188H130ZM189 187V186H188ZM218 187H219V185H218ZM227 187V186H226ZM36 188V187H35ZM70 188H68V191L66 192V194H69L68 192H69V189ZM75 188H72V189H75ZM130 188V189H129ZM206 188H208V187H206ZM206 188L204 189V190H206ZM216 188V187H215ZM214 188V189H215ZM220 188V187H219ZM225 188V187H224ZM228 188V187H227ZM255 188H257V187H254L253 189L254 190H256ZM261 188H263V187H261ZM261 188H257L258 190H259V192L260 193H262L263 191L261 190ZM66 189V188H65ZM77 189V190H78ZM97 189H98V191H97ZM133 189V190H132ZM136 189V190H137ZM170 189V188H169ZM173 189V188H172ZM171 189V190H172ZM174 189H176V187H174ZM187 189V188H186ZM226 189V188H225ZM233 189V188H232ZM242 189V188H241ZM264 189V188H263ZM37 190V189H36ZM76 190V189H75ZM76 190V191H77ZM101 190V191H100ZM153 190V189H152ZM179 190V189H178ZM194 190V189H193ZM195 190H197L196 188H195ZM227 190V189H226ZM240 189H238V194L240 193V192H242L243 193V191H244V188H243V190H240ZM253 190V191H254ZM258 190H256L255 192H257ZM23 191H24V189H23ZM59 191V190H58ZM108 191H110V190H108ZM139 191V190H138ZM185 191V190H184ZM184 191H182V192H184ZM213 191H215V190H213ZM234 191V190H233ZM253 191H252V193H253ZM34 192V191H33ZM32 192V193H33ZM37 192V191H36ZM35 192V193H36ZM61 192V191H60ZM60 192H57V193H60ZM121 192H120V194H121ZM127 192V193H126ZM153 192V193H152ZM172 192V191H171ZM188 193H189V190L187 191ZM206 192V191H205ZM219 192V191H218ZM38 193V192H37ZM65 193V192H64ZM63 193V194H64ZM78 193H79V191H78ZM99 193V194H98ZM142 194V192H135V194ZM145 193V194H144ZM181 193V192H180ZM190 193H192V191L190 192ZM204 192H202V194H203ZM213 193V192H212ZM232 193H234V192H232ZM236 193V192H235ZM245 193V191H244V194H246ZM259 193V194H260ZM23 194V193H22ZM131 194H133V193H131ZM153 194V195H152ZM194 194V193H193ZM211 194V193H210ZM238 194H236V195H238ZM244 194H241V195H244ZM254 194V193H253ZM257 194H258V192H257ZM258 194V195H259ZM57 195H59V194H57ZM85 194H83V196H84ZM89 195H91L90 194V192H89ZM96 195V196H97ZM137 195H133V197L135 196H137ZM143 195H142V198H143ZM215 195V194H214ZM234 195V194H233ZM240 195V194H239ZM248 195H251V192L248 194ZM261 195H264V194H261ZM12 196H14V195H12ZM11 196V197H12ZM24 196V195H23ZM38 196V195H37ZM86 196V195H85ZM18 197V196H17ZM30 197V196H29ZM89 197V196H88ZM98 197V196H97ZM132 197V198H133ZM134 197V198H135ZM169 197V196H168ZM167 197V198H168ZM171 197V196H170ZM33 198V197H32ZM65 198H67V199H65ZM141 198V199H142ZM220 198V197H219ZM239 198V197H238ZM243 198L244 197H240L239 199H242L243 200ZM248 198H249V201H252V200H259V198H251V197H247L246 199L248 200ZM159 199V200H158ZM169 199V198H168ZM200 199L201 200H206L205 198H201L200 197ZM215 198L213 197V199H211V200H214ZM220 199H222V198H220ZM232 199H234V198H230V200H232ZM235 199H237V198H235ZM234 199V200H235ZM238 199V200H239ZM80 200V199H79ZM145 200V199H144ZM143 200V201H144ZM158 200V201H157ZM215 200H217V199H215ZM223 200V199H222ZM226 199H224V201H225ZM245 200V199H244ZM45 201H46V203H45ZM45 201H43V203L44 204H47L48 205V203L51 201V198H50V200H49V198L47 199V200H45ZM135 201V200H134ZM142 201V200H141ZM165 201V200H164ZM22 202H23V207H26L27 208V206H29V204H30V202H32V200H30L29 198L27 199V201H25L24 199L22 200ZM138 202V201H137ZM159 203L158 205L156 204L155 206H154V204L155 203ZM161 202V201H160ZM163 203V202H162ZM134 204V203H133ZM47 205H44V207L46 206L47 207ZM61 205V206H60ZM72 205V206H71ZM88 205V206H87ZM97 205H101V206H104L102 209L101 208H99L98 209V206ZM42 206V205H41ZM65 206V207H66ZM94 206V207H93ZM125 206H127L129 209H125L126 207ZM23 207L21 206V209L23 210ZM43 208V207H42ZM59 208V209H58ZM241 209V208H243L242 206H241V208L240 207H237V208H233V209ZM37 209V208H36ZM47 208H45V210H46ZM66 209H69V208H67L66 207ZM66 209H65V211H64V209H63V213H67L69 210H67V212H66ZM238 209V210H239ZM127 210L129 211V213L131 214H129L128 212H127ZM233 211L232 210V208H230V209H228V212L225 210V212L223 213V214H225L226 212V214L224 215V217H222L223 219H225V220H229V219H232V218H234V216L235 217H237L238 216V214L239 213H241V211H242V209L241 210H239V211ZM250 210H252L250 213L251 214H249L247 217L248 218H246V220H244L243 219V225L242 226H239V225H241L242 223H240V222H242V221H240L239 223V225H238V223H236L237 225H238V227H235V226H233V227H235V229L234 230H232L233 232L232 233H239V230L243 227V226H245V225H247V224H251L252 226L253 225H255V226H253V232H252V237L254 238H256V235H255V231H257V228L258 227H262V226H264V211H263V209H261V208H256V207H250ZM39 211V210H38ZM44 211V210H43ZM42 210H41V213L43 212ZM69 211V212H70ZM68 212V213H69ZM154 212V216H155V218H153L152 219V213ZM261 212H263L262 214H261ZM53 213V214H52ZM57 213V214H56ZM122 213H126V214H123V215H125L124 217H123V221L124 220H126V222L124 221L123 223H125L124 225L125 226H119V225H121V224H123L122 222H121V224H119L118 225V220H117V218H118V215H121L122 216ZM129 215H128V214ZM38 214H40V213H38ZM43 214H44V212H43ZM61 214H62V212H61ZM262 215L261 216V218H259L260 219V221L259 222H257L258 223V225H256V224H254L255 222H256V219L258 218V216L259 215ZM63 215V214H62ZM69 215V214H68ZM40 216H42L41 214H40ZM64 216V215H63ZM120 216V217H121ZM70 217H69V221H68V218H67V216H65V218L63 219V217H61L60 219H63L62 221H60V219H57L56 217H55V219H56V221H59V223H57V222H55V225L56 224H58V225H61L62 224V222H67V224L70 222ZM256 217V219H255V221H253L254 220V218ZM3 217H1L0 219H2ZM50 218V217H49ZM221 218V219H222ZM38 219H39V217L36 219L37 221H38ZM54 219V220H55ZM98 219V220H97ZM120 219H122V218H120ZM137 220V222L135 223H133V221L134 220ZM163 219V218H162ZM188 219V218H187ZM210 219V218H209ZM235 219V218H234ZM47 220V219H46ZM74 220H78L77 222H79L78 224H80V225H78L77 224V226L75 225L76 224V221H74ZM135 220V221H136ZM153 220H154V223H153ZM189 220V219H188ZM191 220V219H190ZM190 220H189V222H190ZM36 221V222H37ZM49 222L50 221H52V220H48ZM47 221V222H48ZM81 221V222H80ZM96 221H98V223L96 222ZM161 221V222H160ZM203 221V220H202ZM208 221V220H207ZM210 221V220H209ZM208 221V222H209ZM222 221V220H221ZM220 221V222H221ZM224 221V220H223ZM230 221V220H229ZM39 222L41 223V221H40V219H39ZM53 222V221H52ZM51 222V223H52ZM60 222H61V224H60ZM72 222V223H73ZM184 222V221H183ZM34 223V221L32 220V218L31 219H28L26 222H25V224L27 225V226H29V225H31V224H33ZM45 223V222H44ZM92 223H93V225H92ZM161 223V224H160ZM187 223H188V221H187ZM206 223V222H205ZM204 223V225H206ZM50 224V223H49ZM70 224H68V225H70ZM94 224H95V226H94ZM203 224V223H202ZM211 223L209 222L208 223V225H210ZM4 225V224H3ZM54 224L52 223V225L51 226H53ZM57 225V226H58ZM64 225H65V228H66V223L65 224H63V225H61V226H63L64 227ZM110 225H111V227H110ZM154 225V226H153ZM216 225V224H215ZM227 225H228V223H227ZM226 225V226H227ZM230 225V224H229ZM236 225V226H237ZM60 226V227H61ZM83 226H81V227H83ZM87 226V225H86ZM162 226V225H161ZM54 227V226H53ZM72 227V226H71ZM70 227V228H71ZM81 227H79V228H81ZM89 227V226H88ZM220 227V226H219ZM46 228H47V226H46ZM55 228H56V226H55ZM55 228H53V229H55ZM67 228H68V226H67ZM70 228H69V230H67L66 231V233H69L71 230H70ZM85 228H87V227H85ZM91 228H89L88 229V231L89 230H91ZM108 228V227H107ZM52 229V228H51ZM160 229H161V227H160ZM45 230V229H44ZM59 230H61V229H59ZM162 230V229H161ZM57 234L56 235H59L58 233L59 232H65V230L63 231V228H62V230L61 231H58V228H56V230H54ZM53 231V232H54ZM80 231H83V233H84V236H83V238H80V235H81V237H82V235L83 234H80L79 235V233H80ZM95 231V232H96ZM113 231V230H112ZM46 232V231H45ZM79 232V233H78ZM89 232H93V231H89ZM162 232H163V230H162ZM73 233H71V235L73 234ZM96 233V234H97ZM112 233V232H111ZM117 233V234H116ZM91 234V236L94 234H92V233H90ZM95 234V235H96ZM50 235V234H49ZM63 235V234H62ZM61 234L59 235V237L60 236H62ZM64 235H65V233H64ZM69 235V234H68ZM68 235H66L67 236V238H68ZM70 235V236H71ZM88 235H89V233H88ZM122 235V234H121ZM232 235V234H231ZM54 236V235H53ZM69 236V237H70ZM73 236V237H74ZM91 236H87V237H91ZM100 236V235H99ZM101 236H100V238H101ZM106 236V235H105ZM120 236V235H119ZM119 236H117V238L119 237ZM15 237V236H14ZM43 237V236H42ZM56 237V236H55ZM72 237V236H71ZM93 237V236H92ZM95 237V236H94ZM94 237L93 238H91L92 239V241L93 242H95L94 241ZM112 237V236H111ZM121 237V236H120ZM13 238V237H12ZM75 238V237H74ZM73 238V239H74ZM98 239V241H97V244H98V247H99V244L100 245H102L104 242L103 241H101L100 240V238L98 237V235H97V237H95V239ZM104 238V237H103ZM103 238H101V239H103ZM113 238V237H112ZM116 238V237H115ZM162 238H163V234H162ZM2 239V238H1ZM51 239V238H50ZM61 239V238H60ZM70 238H68V243H70V244H72V245H75V243H77V242H75V241H71V240H69ZM96 239V240H97ZM119 240H121L120 238H118ZM257 239V238H256ZM4 240V239H3ZM41 240V239H40ZM78 240V241H79ZM82 240H80V242H82ZM83 240V241H84ZM88 240V242H86ZM104 240V239H103ZM105 240H106V238H105ZM112 241H114L115 239H111ZM111 240H110V242H111ZM72 243H71V242ZM92 241H90L88 238L85 240V243L87 244V243H89V242H91V244L93 243ZM108 241H109V238H108ZM161 243H162V240H159ZM10 242V241H9ZM67 242H66V244H67ZM99 242V243H98ZM101 242H102V244H101ZM159 242V243H160ZM51 243H52V241H51ZM83 244H84V242H82ZM81 243V244H82ZM113 243L114 244H116V245H119V243H115V242H112V245H113ZM123 243V241L121 240V243H120V245ZM81 244L79 245V243H77L76 245L78 246V247H81ZM94 244V243H93ZM104 244H106V242L104 243ZM134 244H135V246H134ZM137 244V245H136ZM154 244V245H155ZM41 245H42V242H41ZM46 245V244H45ZM53 245V244H52ZM89 246H91L90 244H88ZM95 245H96V243H95ZM147 245V246H146ZM153 245V246H154ZM161 245V244H160ZM50 246V245H49ZM61 246H63V245H61ZM93 246V245H92ZM91 246V247H92ZM106 246V245H105ZM109 247H110V245H108ZM40 247V246H39ZM47 247V246H46ZM52 247H54V246H52ZM72 247H74V246H72ZM83 248L84 247H87V246H85V244H84V246H82ZM94 247V246H93ZM92 247V248H93ZM96 248H98L97 246H95ZM94 247V248H95ZM102 247V246H101ZM123 247V246H122ZM155 247V246H154ZM1 248V247H0ZM49 248V247H48ZM62 248V247H61ZM89 248V247H88ZM92 248H90V249H92ZM100 248V247H99ZM108 248V247H107ZM120 248H121V246H120ZM151 248V247H150ZM6 249V248H5ZM79 249V248H78ZM103 249V248H102ZM110 249V248H109ZM112 249V248H111ZM228 249H230L231 250V248H228V247H222L221 249H219V250H217V248L216 249H214L213 251H211V250H209L207 253H204V254H200L201 252H203V251H205L206 250V248H200V249H194V251H192L191 252V254H189V257H188V255H187V261H185V262H188V263H195V264H213L214 262H215V260H217V261H219V259L220 258H222L221 257V255L223 254V252L225 251L226 252V250H227V252H229V253H231V251L229 250L228 251ZM233 249V248H232ZM1 250V249H0ZM3 251H5L4 249H2ZM1 250V251H2ZM10 250H11V248H7V250L5 251L6 253H8V251L10 252ZM80 250H82V249H80ZM137 250V251H136ZM151 250V249H150ZM165 250V249H164ZM164 250H161V251H159V253H157L160 257H162L161 258V260H156V264H165V256L164 255H166V254H169V253H167V251L168 252H170V259H171V256L173 257V259H171V261H170V259L168 258V260H169V263H167L166 262V264H176V260L177 259H179L178 261L179 262H181V260H180V258H183V256L184 257H186L185 255H182V254H184V253H180L181 252V250L180 249H173V251H172V249H170V250H167V251H165L166 252V254H165V252H164ZM236 250H239V248L237 249H235V251ZM245 251H243V253L244 252H247L248 250H246V249H244ZM250 250H252V249H250ZM13 251V250H12ZM130 251H131V253H130ZM162 251H163V253H162ZM253 251V250H252ZM258 251H259V249H258ZM263 251H264V249H263ZM15 252H17L16 250H15ZM91 252V251H90ZM195 252H196V254H195ZM224 252V253H225ZM227 252H226V254L225 255H227V256H230V255H232V256H234V254H230V255H228L227 254ZM237 252V251H236ZM262 252V251H261ZM2 254H3V252H1ZM6 253H5V255H6ZM11 253V252H10ZM172 253V254H171ZM249 253H251V252H249ZM252 253H255V255H253L254 257V260H249L248 261V259H250V258H248L247 259V261L245 260V258L244 257H242L243 256V254L242 255H240L238 252L236 253V254H238V256H240L241 257V260H244L243 262H245L246 261V263L247 262H249V264H250V262H251V264H264V252L263 253H260V251L257 253L256 251L255 252H252ZM179 254H181V255H179ZM245 254V253H244ZM1 255V254H0ZM154 255V254H153ZM157 255V256H158ZM194 255H196L197 256V258H194L195 256ZM248 256H249V254H247ZM246 255V257H248ZM7 256V255H6ZM31 256V257H30ZM156 256V255H155ZM167 256L168 255H166V259H167ZM175 256V257H174ZM224 256V255H223ZM225 257V260H227V262H221L220 264H224V263H227L228 264V259H226V258H229V257ZM237 256V257H238ZM13 257V256H12ZM159 257V258H160ZM231 257V256H230ZM240 257H238V258H240ZM7 257H4V259H6ZM11 258V257H10ZM224 258V257H223ZM237 258V259H238ZM244 258V259H243ZM0 262L2 261L3 263H5V264H8V262H10V261H8V259L6 260V261H8L7 263H6V261L5 260H2V258L0 257ZM186 259H184L183 258V260H186ZM10 260V259H9ZM68 260H71V261H68ZM182 260V261H183ZM239 260V259H238ZM5 261V262H4ZM12 261V260H11ZM177 261V262H178ZM221 261V260H220ZM21 262V261H20ZM130 262V261H129ZM150 262V261H149ZM146 263V262H144L143 264H150V263ZM178 262V263H179ZM184 262V261H183ZM238 263L240 262V261H237ZM11 263V262H10ZM235 263V262H234ZM242 263V262H241ZM246 263H244V264H246ZM1 264V263H0ZM154 264V263H153ZM186 264V263H185ZM215 264V263H214ZM236 264V263H235Z\"/></svg>",
    "mask_w": 264,
    "mask_h": 264
},
{
    "label": "water",
    "instance_id": "water-1",
    "mask_svg": "<svg viewBox=\"0 0 264 264\" xmlns=\"http://www.w3.org/2000/svg\"><path fill=\"white\" fill-rule=\"evenodd\" d=\"M19 123L17 125L18 128H16V146L18 150H15L17 152L20 151L21 148L19 142V137L21 136ZM32 149L34 150V144ZM13 150L9 151L12 152ZM45 150L48 149L45 147ZM49 151L61 153L57 150ZM181 186H183V188L185 187V185ZM164 191L165 193L169 192V195L179 197L175 199H180L168 200V198H165V201L163 202V247L165 249H213L221 247L264 249V226L257 228V231H255L257 239H255L252 237L253 227L251 224L243 226L239 230V233H232V230L234 229L233 226L206 228L202 225V220L206 216L211 219V224L220 222L224 211L232 207H256L264 210V195L251 194L223 196L218 194H192L188 192L171 193L168 188ZM178 191H184V189H179ZM200 197L205 198L206 200H201ZM213 197H221L224 199L233 197H251L259 198V200H211ZM187 218L191 219V222L184 223L183 220Z\"/></svg>",
    "mask_w": 264,
    "mask_h": 264
}]
</instances>
